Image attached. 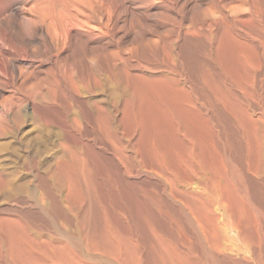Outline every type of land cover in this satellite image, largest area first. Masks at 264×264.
Masks as SVG:
<instances>
[{
    "label": "rangeland",
    "instance_id": "obj_1",
    "mask_svg": "<svg viewBox=\"0 0 264 264\" xmlns=\"http://www.w3.org/2000/svg\"><path fill=\"white\" fill-rule=\"evenodd\" d=\"M215 1H217L218 3L216 4ZM221 1L222 0H120L119 4H117V2H113V4H112V2H111L112 5H111V7L109 6L110 9L106 10V12L109 11L108 14H106V12H105L106 15L103 16L102 26H104L103 27L104 30L102 29V27H100L102 30H100L99 27H98L99 30L97 29V27H95L96 29L94 27H90L91 28L90 31H91L92 35H91V38H89L87 36H83V34H81V32H80L81 30L78 31L77 29L72 28L73 30L71 29L69 31V33L67 34V36H68L67 40H69V39L70 40L67 42V45L65 46L66 49L64 48L65 51H62L58 56L59 57L58 65L61 64L62 67L60 65L59 66L57 65L58 68L55 69V73H50L51 76H49L50 75L49 72H47L48 75L46 72L42 73L43 75H40L41 79L44 78L43 81L45 82L46 85L53 84V82L56 80L55 77L58 76L57 81H59V82L64 81L63 82L64 84L59 83L60 87L62 89L57 88V89H53L52 91L51 90L48 91V89H46L43 91V93L41 92V94H36L38 96H35L34 93L24 94V96L23 95H16V94H6L3 96H0V146H1L0 147V167H1L0 168V175L3 174V176L1 175L2 178L0 176V179H1V181H0V245H2V246H0V249H2V250H0V252H1L0 253V258H1L0 264H18V263L22 264V263H24V261L27 264H31V263H29L30 261L28 262L27 260L30 259V256L35 257V255L37 258L32 257L30 259L32 261V259L34 258L33 261L35 263L32 261L34 264H36V262H37V264H39V263L43 264L44 262H45L44 264H48L47 262H49L51 260L52 261L49 262V264H55V263L59 264L58 262H61V261L62 262L60 264H65L66 262H68L67 256H69L70 258L74 257V261L79 259L80 262L79 261L75 262L77 264H85V262H86V264H95L97 261H99V262H97L96 264H122V263L123 264H139V262H141V264H143L144 262L145 263L147 262L146 264H148V261H150L149 264H152L155 261L156 262L154 264H160V263L161 264H175V262H173L172 260H170L169 257H167L168 256L167 252L171 253V251L174 253L178 252L177 254H174V255H179V253L181 254V252H182L183 254H181L180 257H182V259H184V258L186 259V261H185V259L182 260L184 264H200V263L201 264H264V162H263V160H264V158H263V154H264V145H263L264 144V137H263L264 136V68L262 69V66L264 67V62H263L264 61V54H263L264 53V49H263V46H264V33L263 32L264 31H261V29L264 26V18H263V16H264L263 15L264 14V8H263L264 7L263 6L264 0H260L261 3L258 2V0L257 1H254V0H252V1L251 0H240V1L239 0L238 1L237 0H228V2H227V0L226 1L224 0L225 2H223V1L221 2ZM262 1H263V3H262ZM254 2H258L256 4H258L259 7L262 4L261 8H263L262 9L263 11L261 9L258 10V5L256 6ZM222 3H224V4L230 3V4L229 5H222ZM249 4H250V6H252V4H253V7H255V8H253V7L249 8ZM114 6H118V7L122 8V9L118 8L121 11L119 10V12H117V10L114 8ZM219 6H221V7H219ZM225 7H227V8H225ZM244 7H246L247 9L245 8V10L243 11ZM221 8H223L225 11ZM251 9H252V11H251ZM255 9H257V11L261 10L263 13L260 11V12H257L258 13L257 14L255 12L256 11ZM234 10L236 11L235 14L233 12ZM221 11H222V14H221ZM115 13H116V15H115ZM236 14H238V15H236ZM221 15H223L222 16V17H224L223 20L226 23H228L227 25H230V27H228V26L225 27L226 23L221 19L222 18ZM228 15H229V17H228ZM257 15H258V17H257ZM233 17H234V19H233ZM241 17L242 18L244 17L243 18L244 20L250 19L248 21L251 22L249 24H251L252 26L255 22L254 27H252L251 25L246 26V25H248V21H246L247 23L240 22L243 20V19H241ZM249 17H251L252 19ZM257 18H259L260 20H258ZM220 19L222 20L221 22H220ZM206 20H207V22H206ZM214 20H216V21H214ZM228 21H230V22H228ZM239 22H240V24H239ZM257 23L259 25H261V26H259L260 28H258ZM241 24H242V27L240 26ZM233 25H234V27H233ZM243 26H245V27H243ZM255 26H257V27H255ZM93 29L96 31H94ZM262 30H264V28ZM213 31L215 32V34L213 33ZM95 32H96V34H95ZM211 32L213 35H211ZM224 32H226V33L224 34ZM73 35H74V37H73ZM81 36H83V37H81ZM212 36H213V39L211 38ZM77 37H81L82 39L77 38ZM88 38H89V41L86 40ZM234 38L236 40L238 39V41L240 40L239 43L242 41V44L237 43L238 46L243 45L244 41L246 42V43L244 42V44H246V45H244L245 46L244 48H247L246 49L247 54L245 52V49L242 50L243 46H241V49H240V47H238L237 45H236L237 46L236 47L233 42H231L230 47L235 48L234 51H236L237 53L233 51L234 48H232V50H231L232 52L235 53V57L233 55L234 53L232 54V52L230 51V53H231L230 54L229 49L228 50L225 49V46H224L225 43L230 42V40L234 41L235 40ZM72 39H73V42L76 44V46L73 44ZM75 40L78 42V44ZM85 41L87 42V44ZM224 41H226V42L224 43ZM222 42L224 43V45H222L223 44ZM232 43L234 44V46L232 45ZM227 44L226 45L228 47L230 43H227ZM248 44H250V46H248ZM251 45H252V47H251ZM67 46L69 47L68 50H67ZM218 46H219V48H217ZM248 47H249V49H248ZM223 48H224V50H226L225 51L226 56L228 53L227 57L223 54L224 53ZM253 48L255 49L254 51H256V50L257 51L254 52ZM69 50L72 52H69ZM99 51H101V52H99ZM241 52L243 54H241ZM236 54H238L237 59H240L238 61H241L240 64H242V62L244 61L243 62V64H245L244 67L241 65H240V68L238 67L239 62L236 63L237 59L235 60ZM240 54L244 55V57H245L244 60H243V56H239ZM256 54H257V56H255ZM251 55H253L254 58L258 57L257 59H255V61H257L256 64L258 65V62H259V64L262 65L261 67H260V65H258V67H260L259 69H258L257 65H255L253 63L254 61L252 62L253 58L250 59L249 56H251ZM68 57H70V58H68ZM106 57H108V59ZM231 58H232V60H231ZM62 60L63 61L66 60V61L64 63H62ZM70 60H72V61H70ZM69 62L73 66L70 65ZM250 62H252L253 65L250 64ZM248 64H249V66H248ZM88 66H90V67H88ZM242 67L244 70L242 69ZM252 67L254 70H256L255 73L257 72V70L261 71V72H258V73H256V75H254L253 69L251 70ZM63 68H64V70H63ZM234 68L236 69V71ZM237 69H239V71ZM245 69L247 71L244 73ZM58 70L59 71L61 70L60 74H59ZM241 70H243V71L241 72ZM248 70H249L250 76H249ZM64 71L66 74L64 73ZM86 71L87 72L89 71V72L87 73ZM68 72L71 73V75H73V76L70 77L71 75H69ZM252 72H253V76H255V77H257L258 75L259 76L256 79H253L252 78L253 76H251ZM131 74H134V75L131 76ZM246 74H248V75H246ZM127 75H129V76H127ZM135 75H137V77L139 75V78H141L140 76H142V78L139 79V81H138V78ZM74 76H75V78H74ZM90 76H91V80H90ZM62 77L65 79L63 80ZM94 77L98 78V79L100 78L99 80L102 82V85H99L100 84V83H98L99 81L97 82L98 79L95 81ZM132 77H134V78L132 79ZM249 77H251V79H250L251 83L249 82L250 81ZM51 78L53 80H51ZM68 78H69V80H68ZM85 78L86 79L88 78L87 80L89 82ZM46 79H48V80H46ZM65 80H68V82H66ZM252 80H254L253 83H252ZM133 81H135L134 84H133ZM140 81L141 82L142 81L150 82L151 85L149 83L148 84L149 87L151 88V86L153 85V87H155V89L152 87V90H153V92L157 91V93H153V92H151L152 91L151 89L150 90L147 89L146 88L147 84L145 85V82H143V84L146 87H144V85H142V84H140L141 86L139 85L140 88L138 85H135L137 83L139 84ZM34 82L35 81H33V83ZM127 82H129V84ZM72 83H76L75 85L79 86V87H75V88H80L78 90L79 93H76L77 91L74 89L75 85L73 84L74 86H72ZM77 83H79L80 85ZM86 84H87V86L92 85L91 88L90 87L87 88ZM68 86H69V88H68ZM95 86L98 89H96ZM135 86L136 87L138 86L137 90H136ZM112 87H113V89H112ZM142 87H144V88H142ZM63 88L67 92L64 91ZM70 89L72 92L70 91ZM59 90H62L63 92L59 91ZM137 91L139 93L141 91H142V93L143 92L144 93L142 95V93L139 94ZM44 92H46V93H44ZM53 92L55 94H53ZM147 92H148V94H150V97L153 98L152 104H151L152 100L149 97V95L147 94ZM49 93H50V95H49ZM60 93L62 95H65V96L63 97ZM70 93H71V95H70ZM123 93H124V95H123ZM132 93L134 94V97H133ZM30 94H32V95H30ZM91 94H93V95H91ZM157 94L160 95V97ZM40 95H42V96H40ZM129 95H131V99L133 101H131V99L129 98L130 97ZM139 95H142V96L140 97ZM144 95H145V98H144ZM20 96H22L24 98V100ZM26 96H29V97L26 98ZM50 97L53 98V102H52V98H50ZM138 97H140L141 99H138ZM147 97L151 101L148 100ZM29 98H31V99L34 98L33 100H35V102L37 104L44 101L43 105H41V106H43V108L40 107L42 112L47 113L49 115L56 116L58 118H62L63 122L53 121L50 123V126H49V124H45V123L39 121L34 116L32 110H31L32 109L31 108L32 103L31 102L29 103V101L31 100V99L29 100ZM77 98H78V100H77ZM142 98H143V100L147 99L148 101L147 100H146L147 102L143 101ZM13 99L15 101H13ZM54 99H55V102H54ZM64 99H65V101H64ZM67 99L69 100L68 102L66 101ZM82 99H84V101ZM115 99H116V101L114 102ZM121 99H122V101H121ZM135 99L138 100V102ZM157 99H159V100H157ZM16 100L17 101L19 100V101L17 102ZM20 100H21V102H20ZM79 101L80 102L82 101L83 103L82 102L80 103ZM94 101H95V103H94ZM124 101H126V102H124ZM128 101H130V105H128L129 104V103H127ZM135 101H136V103H135ZM16 102L19 103L18 106H17ZM50 102H51V104H53L52 106L54 109H52V108L50 109V107H52ZM84 102H87L86 103L87 106L85 105ZM96 102H99V103L97 104ZM100 102H101V105H99ZM118 102H120L121 104ZM141 102H143L147 106L151 105L153 107V109H154V107H155V109L157 108L156 113L158 115L156 113H154V110L151 108V106L146 107V105H142L143 103H141ZM154 102L156 104H157V102H158V104L161 102L162 103L159 105L158 104L156 105ZM116 103H118V104H116ZM229 103H231L230 104L231 107L229 106ZM24 104L26 105L25 107H24ZM66 104H67V106H65ZM83 104L85 107L83 106ZM96 104L99 107H97ZM119 104H120V106H119ZM138 104L140 106H142V108L144 106V109L146 108L145 110L146 111L148 110L150 114L149 113L144 114L143 113L144 110H141L140 106L138 108V109H140V111L137 110V112H136L135 108H137V107H132V106H137ZM154 104H155V106H154ZM78 105H80V107ZM81 105L83 106L84 109L82 108ZM102 105H103V107H101ZM116 105H118V107ZM126 105H128V106H126ZM5 106H6V108H5ZM48 106H49V108H48ZM68 106H69V108H68ZM129 106H130V108L127 109V107H129ZM234 106H235V108H234ZM15 107H16V109H15ZM27 107H29V108H27ZM106 107L108 109H106ZM121 107H123V108H121ZM131 107L133 108L132 111L134 110V112L129 111L131 109ZM22 108L24 110H22ZM57 108L59 110H57ZM124 108L126 109L125 114H127V115L123 114L125 112ZM149 108L152 110H150ZM165 108H166V110H165ZM97 109L99 111H97ZM119 109L121 110V112L119 111ZM158 109H160L161 111L159 112ZM84 110H86V111H84ZM240 110H241V112H240ZM104 111H105V113H104ZM107 111H108V113H106ZM141 111H142V116L144 115V117L142 118V119H144L143 120L144 123H145V121H148V120H145L148 118L146 115H148L151 119V114H152V118L155 116L156 119H154V118L152 120L149 119L150 121L146 122L147 124H143L142 122H140V121H142V120H140V118H141L140 114L141 113H139ZM146 111H145V113H146ZM7 112H8V114H7ZM63 112H65V113H63ZM80 112H82V113H80ZM88 112H89V114H88ZM93 112L95 114H93ZM98 112L100 114L103 113V115L98 114ZM116 112H117V114H116ZM84 113L89 115L88 120H87V115ZM131 113H132L131 117L134 115L133 116L134 118H132V121H130L131 117L129 115ZM136 113H137V116H140V117H138V120H136L137 117H135ZM159 113L161 116L159 115ZM65 114L68 116H66ZM82 114H84V115H82ZM96 114L100 115V118H101L100 120L104 121V119L106 120V118H107V121L109 122V124H111V126L107 127L108 122L107 121H104V122L100 121L98 118L99 116L97 117ZM85 115H86V118H84ZM104 115H106V116H104ZM124 115H125V117H124ZM101 116H103L104 119ZM73 117H75V119ZM123 117L126 119L128 117V119H127L128 121H126ZM78 118H79L78 121L80 122L79 124H77L78 122L76 121ZM97 118H98V122H97ZM109 118H111L110 121H112V120L113 121L110 122ZM119 118H120V121H119ZM248 118L250 119L251 122L249 121ZM122 119H124V120H122ZM133 119H135V121ZM240 119H242V121ZM68 120H69V122H68ZM117 120H118V122H117ZM87 121H89L90 123ZM123 121L124 122L126 121V122L124 123ZM154 121L156 122V124L154 123ZM100 122L101 123L103 122L102 124H104L105 122L106 123H105V125H103V127H101L102 124L100 126ZM119 122H121L123 125ZM131 122L136 123V125L133 124L135 127L132 126ZM66 123H68V124H66ZM117 123L119 126L117 125ZM139 123L140 124L142 123V124L140 125ZM244 123H246V124H244ZM254 123H256V124H254ZM3 124L8 125V127L5 125L3 126ZM65 124H66V126H65ZM129 124H131V125H129ZM137 124L139 125L140 128L138 127ZM148 124H150L152 126H150V128H149ZM153 124H155V125H153ZM159 124H160V126H159ZM13 125H14V127H13ZM146 125H147V127L145 128L144 126H146ZM161 125H163V126H161ZM2 126L5 129H3ZM45 126H46V128H45ZM125 126H126V128H125ZM130 126L135 128V131L134 130L132 131L133 133L131 132ZM142 126H143V128H141ZM99 127H101V129ZM104 127H105V129L110 130V131H107V130L105 131ZM122 127L124 128L125 131L122 129ZM160 127H161V129L158 130V128H160ZM255 128L258 129L257 133L254 132L255 130L257 131V129H255ZM2 129L5 131H7V130L8 131L5 132ZM137 129H139V130H137ZM185 129L186 130L189 129V130L185 131ZM127 130H128V132L130 131L129 135H131V133H132V135L134 137H132V135L129 137ZM144 130L145 131L147 130V131L144 133ZM155 130L156 131L158 130V132H156L157 135L154 134ZM178 130H180V131L178 132ZM9 131H10V133H9ZM68 131L71 133L69 134ZM148 131H149V133H147ZM139 132H141V133H139ZM187 132L189 134L193 133L192 135L195 134L194 136L196 138L191 136V135L189 137ZM72 133L73 134L75 133V134L73 135ZM255 133L257 136L255 135ZM259 133L263 138L260 136L261 140H260V138H257V139H259V141H261V142H258L256 140V137H259V135H258ZM23 134H25V135H23ZM181 134H182V136H181ZM71 135L75 136L76 139L71 137ZM123 135H125V136L123 137ZM135 135H136V137H135ZM148 135L149 136L151 135V136L149 137ZM179 135H180V137H179ZM82 136H83V138H82ZM154 136L155 137L157 136L156 138L158 139V141ZM183 136L184 137L186 136L185 138L192 141V145L196 144L194 147L195 151H197V150L199 151L201 149L199 151L200 154L197 151L198 155L196 154L197 152L195 153V151H193L194 155H193V157H191V161H189L190 157H189V154H187L188 152L186 151V147H183V146L179 147V145L183 144V142H184ZM200 136H201L202 140L200 139V141L198 143L197 140ZM170 137L172 140L170 139ZM176 137H178L179 139ZM182 137H183V142H182V140L180 141V139ZM27 138H28V140H26ZM63 138H64V140H63ZM115 138H116V140H115ZM127 138H129V139H127ZM144 138L147 139L145 144L148 142V145L146 144L148 147H149V145H150V147L151 146H153V148L155 147L154 149H152V147H151V150H153V151L157 150V154H155L156 153V151H155V153L152 152L153 155H150L151 157L154 156L153 158L150 157V159H148L149 158L148 154H150L148 152H150L151 150H149V148H150L149 147V148H147L148 151H146L147 146L145 147V144L143 142L145 140ZM150 138L152 139V141ZM32 139H33V141H32ZM81 139H82V141H81ZM149 139H150V141H149ZM79 140H80V143L78 142ZM109 140H111V142H109ZM112 140H114V141H112ZM139 140H142V142L141 143L138 142ZM154 140H155L156 144H158L157 146H156V144L155 145L153 144ZM194 140H195V142L196 141L197 142L195 143ZM27 141H29L31 143L26 144ZM61 141L64 143V145L66 144L67 148L62 145L63 143H61ZM201 141H203V142L205 141L204 143H206V141H207V144H204L202 142L204 144L203 145L201 143ZM256 141H257L259 147L255 143ZM170 142H172L174 144L176 142L179 145H174V144H171ZM250 142H252V144H250ZM262 142H263V144H262ZM86 143L88 145L90 144L89 148L87 147ZM100 143H102V144H100ZM114 143L116 146H117L116 143H118L119 147L114 146L113 145ZM138 143L141 144L139 146H142V147H143L142 144H144L145 148L143 149V148L136 147V146H138L137 145ZM197 143L199 145L201 144L202 146H205V148L202 147L204 151L202 150V148H200V146ZM259 143L261 144V146ZM103 144L105 145L104 147H103ZM110 144L112 145L113 149H111ZM134 144H135V146H134ZM184 144L186 145V143H184ZM23 145H24V147H23ZM166 145H168V147ZM171 145H172V147H171ZM173 145L176 146L175 150H173L174 149ZM255 145L258 147L260 152L257 151L258 149ZM61 146H63V148L65 147V149L63 151H62V148L58 149V147H61ZM75 146L77 148H75ZM108 146L110 148H108ZM161 146L164 147V149ZM165 146H166V148H165ZM169 146H170V149L172 148V150L169 149ZM30 147H32L31 149L33 151H35V152L38 151L43 158L42 165H41L42 166L41 167V173L44 177L47 178V181H46V179L42 180L43 183H39V180H37V178L34 176V174L29 173L28 170H26L24 167H22L23 162L27 159V156L30 154H33ZM36 147H38L39 150ZM181 147H183L184 149ZM120 148L123 150H121ZM67 149H71V150H67ZM74 149L76 151L78 150V152H74V151L72 152V150H74ZM90 149L91 150L93 149V150L91 151ZM108 149L110 151H108ZM116 149H118V151ZM140 149H143V152H141L142 150L139 151ZM181 149H183L184 151L183 150L181 151ZM252 149H253V151H252ZM54 150H55V152H54ZM59 150H61L60 153L58 152ZM160 150L162 152H160ZM163 150H165V153ZM178 150H180L181 155L178 154L179 156L177 155V157H175V155L179 152ZM23 151H24L25 155H24ZM26 151H28V153ZM90 151H91V153H90ZM116 151L118 152L119 157L117 156L118 154L116 155ZM120 151H122V153ZM123 151H124V153H123ZM167 151H169V153H166ZM119 152L125 156H123V155L121 156V154ZM204 152L206 153L205 155H203ZM262 152H263V154H261ZM72 153H75V155H77V156L81 155L82 164L85 161L87 166H88L87 167L86 165H84L83 168L86 166L85 168H88V170L83 169L82 170L83 173H80V168H82L81 167L82 165H80L81 163L79 162V160H81V159L78 160L79 157L73 156L74 154H72ZM141 153L142 154L146 153L143 156L147 155L146 156L147 158L146 157L144 158ZM163 153H164V156H163ZM172 153H173V155H172ZM182 153L186 157L185 156L183 157ZM62 154L63 155L65 154L64 155V156H66L65 159L64 158L61 159ZM158 154L162 155V156L159 155L161 157V159L158 156ZM259 154L261 157L258 158ZM22 155H23V157H22ZM45 155H47V156H45ZM92 156H95V157L93 158ZM132 156H133V158H132ZM137 156L139 157L140 160L138 159ZM156 156H158L159 159L156 158ZM180 156H182L183 159ZM199 156H200V158H199ZM203 156H204V158H203ZM75 157L77 159V164H76ZM120 157L125 159V160H123V159H122L123 161L120 160ZM166 157H171L170 161L168 159H166ZM172 157H173V159H172ZM6 158H8V159H6ZM131 158L134 160H132ZM179 158L181 159V163H180ZM184 158H189V159H184ZM193 158H195V159L193 160ZM18 159H20V160H18ZM59 159H60V162L57 164L60 165L61 161L64 160V162H62V164L65 165L64 166L65 171L62 170L63 168H58V170L59 169L62 170V171L59 170L62 173V175L60 174L59 171H58V173L56 172L57 167L59 166L56 164V162H58ZM94 159L95 160L97 159L96 160L97 162L100 161V162H98L99 166L96 164L97 162H95ZM175 159H176V161H178V159H179V161L176 162ZM151 160H155L156 162L158 161V164H157L158 168L162 167L161 160H163V162H165L167 164L163 163L165 165H163L162 169L159 170L157 168V165L155 164V162L151 161ZM182 160H185V162ZM186 160H188V161H186ZM195 160H196V162H195ZM47 161L49 164L47 163ZM54 161H56V162H54ZM66 161H68V162L66 163ZM138 161L141 164H139ZM204 161H206V162H204ZM208 161L210 163H208ZM222 161H224V162H222ZM53 162H54V164H53ZM69 162H71V163L73 162L72 164H75V166L77 165L78 168H76L74 165L72 166V164ZM91 162H93V163H91ZM189 162H190V164H191V162L194 164L196 163L195 165L193 164L194 165L193 169H192V167H190L191 165H189ZM197 162H199L201 164H199ZM219 162H221V164ZM5 163H6V165H5ZM8 163H9V166H11V167L8 166ZM17 163H18V165L20 164L19 165L20 167L18 165L17 166L15 165ZM153 163H154V167H156V168H154V167L151 168V166H153ZM171 163H172V165H171ZM176 163L178 164V166L177 165L175 166ZM179 163H180V167H182L183 169H181L179 167ZM204 163H205V165H204ZM211 163H212V165L210 166ZM45 164H47L46 165L47 167L45 166ZM62 164L59 167H62ZM185 164L188 167H186ZM222 164H223V166H222ZM43 165L46 167L45 169H43L44 168ZM96 165L98 166V169H96ZM159 165H161V167H159ZM166 165H168L167 167H170L167 170V171H169L168 174H166L167 171L165 169L163 172V168H165L164 166H166ZM199 165H201L200 167L203 168V171H201L202 168H199ZM66 166L68 168H71V170L73 172H70L71 170L66 169ZM79 166H80V168H79ZM212 166H214V167H212ZM261 166H262V168H261ZM50 167L52 169H50ZM54 167L56 169H54ZM99 167H100L101 171L99 170ZM127 167H128V169H127ZM172 167H173V170H172ZM223 167L224 168L226 167L227 170H226V168L224 169ZM124 168H125V170H124ZM153 168L155 171L158 169L157 171L159 173L162 172L163 174L162 175L157 174V172H155L154 170L152 172ZM195 168L197 169V171L195 170ZM217 168H219L218 169L219 172L216 171ZM222 168H223V170H222ZM20 169H22V170H20ZM49 169L51 171L52 170L53 171L51 172ZM74 169H75V171H74ZM186 169H187V171H186ZM188 169H191V171H193V172L189 171ZM204 169H205V172H204ZM44 170H46V171H44ZM97 170H99V171H97ZM184 170L186 172H188L189 174L190 173L192 174V175L190 174V177L188 176L189 179H187V180H186V178H187L186 174L187 173L185 174ZM214 170L218 173L216 174V172ZM4 171L7 173H4ZM48 171H50V172H48ZM85 171H86V173H84ZM173 171L175 174L173 173ZM226 171H228V172H226ZM53 172H55L56 174ZM64 172L65 173L67 172L66 175ZM180 172L182 173L183 178L179 177ZM17 174H19V176ZM67 174L74 181L77 180L76 181L77 183L75 182V184H74L76 186V188H75V186H72L76 190H74V189L71 190L70 188H72V187L67 186V185H70L71 183L74 182V181L71 182V179L68 178L69 176L67 177ZM72 174H74V175H72ZM82 174H83V177H82ZM177 174H178V176H177ZM206 174H207V176H206ZM16 175H17V177H16ZM53 175H55V176H53ZM57 175H59V176H57ZM84 175H86L88 178ZM171 176H172V178H171ZM191 176H192V178H191ZM13 177H15V179ZM49 177H51V179ZM84 177H85V179H84ZM173 177L176 179H173ZM3 178H4V180H3ZM8 178H10L9 180H11L13 178L11 180L12 183L9 182V180H7ZM31 178H32V181H31ZM230 178H232L233 180H231ZM54 179H55V182H54ZM69 179H70V184H69ZM80 179H81V181H80ZM184 179L186 181H184ZM2 180L6 181L7 184H6V182H3ZM168 180L169 181L171 180L172 183H174V181L178 182V183H175L176 185L174 184L175 185L174 186ZM216 180H217V182H216ZM231 181H233V182L231 183ZM1 182H2V184H1ZM14 182H15V184H13ZM48 182H49V184H47ZM181 182H182V184H181ZM30 183H31V185H30ZM45 183H46V185H45ZM60 183H62V184H60ZM41 184L43 185L42 187H41ZM226 185L228 187H226ZM177 186L178 187L180 186L179 188H180L181 192L178 191L179 188ZM40 187H41V189H40ZM68 187L70 190L69 192H74V191L75 192L69 193L67 191ZM31 188H33V189H31ZM46 188H48L47 189L48 192L47 191L45 192ZM173 188L174 189L176 188L175 191H177V192H175ZM182 188L185 190H183ZM4 189H5V191H4ZM56 190H57V192H56ZM14 191H15V193H14ZM49 192H51V194L53 193L52 194L53 196L51 194L49 196V194H47ZM116 192H117V195H116ZM191 192H192V194H191ZM17 193H20V194H17ZM58 193H59V195H58ZM65 193L66 194L69 193L70 195L67 194L65 197L64 196ZM68 195H69V197L67 199ZM74 195H76V199L74 198V202H73L72 198ZM218 195H220V196H218ZM51 196L56 200H58L60 198L58 200V202H59L58 206H61L62 211L61 210H54L56 207L53 205V202L51 201ZM63 196H64V198H63ZM24 197H25L26 201L24 200ZM42 197L45 198V199L43 198V200H45V201L42 200ZM242 197L244 198V200ZM11 198H13V199L11 200ZM211 198L213 199V201ZM46 199L48 201L49 200L50 201L48 202ZM69 199H71L72 202H70ZM222 199H224V200H222ZM226 199H228V200L226 201ZM76 200H77V202L75 203ZM172 200H174V201H172ZM178 200H179V202H177ZM65 201H67L69 204L66 202L68 204L67 205L65 203ZM83 201H84V204L82 205L81 203H83ZM87 202L90 203L89 205L91 207H89L87 205L88 204ZM77 203L81 207L78 206ZM215 203L217 206L220 205L219 207H221V208L217 207L215 205ZM71 204H72V206H71ZM76 204H77V207L75 206ZM158 204H160V206L162 208L159 207ZM226 204L228 206H226ZM141 205H143V206H141ZM69 207L71 210L69 209ZM78 207H79V209H78ZM186 207H188V208H186ZM48 210H50V211H48ZM86 210H87V212H86ZM165 212H167V213H165ZM192 212H193V214H192ZM210 212H212V214ZM49 213H51V214H49ZM87 213H91L90 215L88 214L89 215L88 217H89V219H91V221H89L87 219L88 218L87 216L84 217V215ZM209 213H210V215H209ZM214 213L216 214L215 217L213 216V215H215ZM51 215H53V216H51ZM191 215H192V217H190ZM57 216L59 217L57 220L53 219V218H57ZM91 216H93L94 218H92ZM63 217H65V218H63ZM83 217H84V219H83ZM211 217H212V219H211ZM229 217H231V219ZM6 219H8L9 222ZM30 219L33 220V222ZM85 219H87V220H85ZM118 219H119L120 224L118 222ZM196 220H198V221H196ZM15 221H17L19 223L17 224ZM65 221H67V223ZM87 221H89L91 223V226L93 227L92 231L94 232V234L92 231H88V232H91V236H93L92 238L89 235L90 233L88 234L87 232H85V231H87L86 226H83L84 223H85L84 225H86ZM55 222H57V223H55ZM92 222H95V223L93 224ZM97 222H99L100 225ZM159 222H161V223H159ZM217 222H219L220 225ZM228 222H229V224H228ZM32 224H34V225H32ZM42 224H43V226H41ZM200 224L202 227L200 226ZM211 224H213V225H211ZM226 224L228 225V227L226 226ZM45 225L47 228L45 227ZM232 225H235V226L232 227ZM22 226H23V228L25 227V229L28 227L26 230L27 233H25V231H24L25 229L21 228ZM70 226H72V228ZM104 226H106V227H104ZM224 226H225V228H224ZM16 227L19 231L17 229H13ZM37 227H38V229H37ZM39 227H40L41 231H40ZM114 227H115V229H114ZM125 227L126 228L128 227L129 229L128 228L124 229ZM199 227H201V228H199ZM218 227H223V228H221V230H220V228H218ZM226 227H227V229H226ZM70 228L73 229V231ZM101 228H102V231H104L103 233L104 234L106 233L109 236L105 235V237H104V235L101 234V232H102L100 230ZM103 228H105V229H103ZM106 228H107V230H106ZM233 228H235V229H233ZM239 229H240V232H239ZM43 230H45V231H43ZM74 230H76V231H74ZM126 230L129 233L130 232L131 233L128 234V232ZM203 230L204 231L206 230V232H203ZM69 231H71V232H69ZM106 231H108V232H106ZM109 231L111 232V234ZM115 231H117V232L115 233ZM136 231L138 232V235H137ZM9 232L10 233L13 232L15 234L12 233V235H11ZM16 233H18L19 235ZM86 233L90 237L87 236ZM114 233L116 234V236H114L115 235ZM118 233L120 234L119 235L120 237L118 236ZM216 233H217V235H216ZM236 233H238V234H236ZM28 234H29V236H28ZM112 234H114L113 237H111ZM15 235L18 236V238L15 237L16 238L15 243H17V241L19 240L18 243L20 246L18 245V243L16 245H14L15 243H14L13 239H14ZM134 235H135V237H134ZM219 235H221L220 236L221 239H219L220 238V237H218ZM10 236H11V238H9ZM26 236L28 239L30 236L33 239L35 238L36 240L35 239L34 240H35V242L37 241V243L45 242V240H47L48 242H51V243H49V244L45 243V245H44V243H40L41 245L35 244V247H34V245H33L34 240L29 239L32 242L30 243V241L28 240L29 241V243H28V241L25 239ZM132 236L134 238H132ZM138 236H139V238H138ZM23 237L26 240V242L24 241V239L22 240ZM69 237H71V238H69ZM102 237H104V240H103L104 242L106 240L105 244L110 240L111 245L106 244L107 245V247H106V245L103 244L104 242L102 241ZM110 237L113 239L111 240ZM19 238H21V239H19ZM90 238L93 241H91ZM126 238H128V239H126ZM204 238H207L208 241H206ZM9 239H11V240H9ZM96 239H97V241H96ZM123 239H126V240L124 241ZM130 239H131V241H130ZM133 239H135V240H133ZM38 240L40 242H38ZM99 240L102 241V243H100ZM127 240H128V243L125 244V242H127ZM137 240H138V242H137ZM220 240H222V241L220 242ZM10 241L11 242L13 241V242L11 243ZM20 241L23 243L24 242L27 243L26 244V246H28L27 251L28 252L31 251V252H29V253H31V255L29 254L30 256L27 255L28 252H26L25 243L23 246V248L24 247L25 248L23 250H21L22 243H20ZM66 241H67V243H66ZM111 241H113V242L111 243ZM115 241H117V244L115 243ZM94 242H97L101 246V248H99L100 246L96 243L93 245L92 243H94ZM118 242H120V244L121 243L122 244L120 245V244H118ZM130 242H133L135 244L131 245ZM9 243H11L13 245V247L9 248V246H10ZM86 243L89 244L88 246L91 247V249L87 248L88 246L86 245ZM90 243L92 244V246H90L91 245ZM160 243H162V244H160ZM28 244L30 246L31 245L32 246L30 247ZM46 244L49 246H47ZM65 244H66L67 248L64 246V248H62V249L64 250L66 248L65 250H67V251L64 250L65 251L64 252L62 249H60V252H58V255H57L56 252H57V250L59 251V246L61 248ZM69 244H71V245H69ZM108 244H109V242H108ZM57 245H59V246H57ZM68 245L70 247L69 249H68ZM211 245L214 246V248H212ZM219 245H221V247ZM17 246L20 247L19 250L23 251L22 254L27 253V254H25V256H28L29 259H28V257H26L27 259L25 258L22 260L20 257V259H21L20 260L21 262H20L18 259L19 255L17 254L18 258L16 257L17 260H14V259H16L15 253L21 254V251H17L18 250V248H16ZM37 246H39L38 247V248H40L39 250H37ZM40 246H42L44 248L46 246L48 248L51 246L50 250L46 247L50 251L49 252L46 249V251L48 253V254L46 253L47 256L44 255L46 252L45 249L44 248L42 249V247H40ZM108 246L109 247L112 246V248H114V249H116L117 247H120V248L118 250H115L116 251L115 252L112 248H108ZM121 246H123V247H121ZM29 247H30V249L33 248L35 250H33V249L30 250ZM53 247H55L57 249L52 250ZM92 247H95L96 249L95 248L93 249ZM207 248H209V250ZM211 248H212V250L215 249L217 252L214 251L215 252L214 253L211 250ZM9 249H12V250L8 251ZM70 249L72 250V253H69V251L71 252ZM88 249L91 251H89ZM42 250H43V253L41 254ZM75 250H76V252L80 251L81 255L79 253L74 255L73 251H74V253H76ZM108 250H110V251L112 250L113 252L112 251L110 252ZM136 250H137V252H135ZM218 250H219V252H218ZM12 251H14V252H12ZM32 251L36 252V253L34 254ZM52 251H54V252H52ZM122 251L123 252L128 251V252L123 253ZM163 251H165V253H163ZM221 252H224V253H221ZM10 253L11 254L14 253V255H15L12 259H11V257L13 255H10ZM32 253H33V255H32ZM50 253L54 254V259L58 262H55V260H53V258L52 259L50 258V257H53V255L51 256ZM68 253L71 254V256L68 255ZM95 253L98 255H94ZM108 253H109V255H108ZM186 253H187V255H186ZM192 253L195 256L192 255L193 256L192 257L191 256ZM49 254H50V256H49ZM61 254H65L63 256H66V258L65 257L57 258V256L59 257V255H61ZM119 254H121V255H119ZM132 254H133L134 258H133V256H131ZM226 254H228L229 256ZM38 255L43 257V260L45 259L47 262L45 260H44V262H43V260H41L42 262L39 261L41 257H38ZM42 255H44V256H42ZM114 255H115V257H114ZM135 255H137V257ZM196 255H197V257H196ZM20 256H23L22 258L25 257L24 255H20ZM120 256H123V257H120ZM129 256H131V257H129ZM142 256L144 259L142 258ZM160 256L165 257V259L167 258L168 261H167V259L165 261V259H163L162 257H161L162 260H159ZM146 257H148L150 259H146ZM62 258L65 261V263L63 262ZM92 258H94V259H92ZM129 258L132 260L134 259V260L131 261ZM135 258H136V260H135ZM137 258L138 259L141 258L143 260H141V259L138 260ZM124 259L127 262L129 260L131 262L127 263ZM223 259H225V260H223ZM146 260H148V261H146ZM16 261H17V263H16ZM74 261H73V259L72 260L70 259V262L73 263ZM83 261H84V263H82ZM134 261H137V262L134 263ZM159 261H161V262L159 263ZM189 261H190V263H189ZM197 261H199V262H197ZM124 262H126V263H124ZM75 263H73V264H75Z\"/></svg>",
    "mask_w": 264,
    "mask_h": 264
},
{
    "label": "bare ground",
    "instance_id": "obj_2",
    "mask_svg": "<svg viewBox=\"0 0 264 264\" xmlns=\"http://www.w3.org/2000/svg\"><path fill=\"white\" fill-rule=\"evenodd\" d=\"M223 2H225L224 0H222ZM221 1V2H222ZM238 1V0H237ZM240 1V0H239ZM252 1V0H251ZM254 1H257V0H254ZM111 2H112V4H113V2H117V4H119L120 3V0H0V96H3V95H6V94H16V95H23L24 96V94H29V93H34L35 94V96H38V95H36V94H41V92L43 93V91L44 90H46V89H48V91L49 90H53V89H57V88H59V89H62L61 87H60V84L59 83H63L62 81L61 82H59V81H57V77L58 76H56L55 78H56V80L53 82V84H48V85H46L45 84V82L43 81V79H41L40 78V75H43L42 73H47V72H49V74L50 73H55V69L56 68H58L57 67V65H58V61H59V54L62 52V51H65L64 50V48H65V46L67 45V42L70 40L69 38V40H67V34L69 33V31L72 29V28H74V29H77L78 31H80L81 32V34H83V36H87V37H89V38H91V35H92V33H91V31H90V27H97V29H98V27L100 28V27H102V29H103V27L104 26H102V24H103V16L104 15H106V14H108V12H106V10L108 9H110V7H111ZM216 2V4L218 3L217 1H215ZM220 2V1H219ZM227 2H228V0H227ZM234 2V1H233ZM258 2H260L261 3V1L260 0H258ZM258 2H254L255 3V5L257 6L258 4H256V3H258ZM123 3V2H122ZM196 3V2H195ZM251 3V2H250ZM262 3H263V1H262ZM115 4V3H114ZM230 3H228V4H224V3H222V5H229ZM233 4V3H232ZM247 4V3H246ZM264 4V3H263ZM240 5V4H239ZM245 5V4H244ZM248 5V4H247ZM262 5V4H261ZM261 5H260V7H259V5H258V10L259 9H263L264 7V5L262 6L263 8H261ZM110 6V7H109ZM219 7H221V6H219ZM224 7V6H223ZM248 7V6H247ZM250 7H253V4H252V6H250V4H249V8ZM114 8L117 10V12H119V10L120 9H122V8H120V7H118V6H114ZM118 8H120V9H118ZM217 8V7H216ZM225 8H227V7H225ZM245 8L246 7H244V9H243V11L245 10ZM248 8V9H249ZM253 8H255V7H253ZM204 9V8H203ZM221 9H223V8H221ZM239 9V8H238ZM237 9V10H238ZM247 9V8H246ZM224 10V9H223ZM236 10V9H235ZM233 11L234 12V14H235V12L236 11ZM256 10V11H255ZM254 11L257 13V12H260V11H257V9H255ZM111 11V10H110ZM115 11V10H114ZM121 11V10H120ZM214 11V10H213ZM225 11V10H224ZM251 11H252V9H251ZM263 11V10H262ZM261 11V12H262ZM105 12H106V14H105ZM242 13V12H241ZM245 13V12H244ZM249 13V12H248ZM263 13V12H262ZM221 14H222V11H221ZM225 14V13H224ZM223 14V15H224ZM233 14V13H232ZM250 14V13H249ZM252 14V13H251ZM255 14V13H254ZM258 14V13H257ZM261 14V13H260ZM115 15H116V13H115ZM223 15H221V17L223 16ZM231 15V14H230ZM236 15H238V14H236ZM264 15V14H263ZM262 15V16H263ZM225 16V15H224ZM233 16V15H232ZM251 16V15H250ZM256 16V15H255ZM261 16V17H262ZM106 17V16H105ZM226 17V16H225ZM228 17H229V15H228ZM235 17V16H234ZM234 17H233V19H234ZM238 17V16H237ZM236 17V18H237ZM246 17V16H245ZM248 17V16H247ZM252 17V16H251ZM251 17H249V18H251ZM257 17H258V15H257ZM120 18V17H119ZM244 18V17H243ZM242 17H241V19H243ZM263 18H264V16H263ZM222 20L224 19V17H222L221 18ZM220 19V22L222 21ZM232 19V20H233ZM239 19V18H238ZM252 19V18H251ZM256 19V18H255ZM258 20H260L259 18H257ZM116 20V19H115ZM121 20V19H120ZM229 20V19H228ZM231 20V21H232ZM248 20H250V19H248ZM248 20H242V21H240V22H245V23H247L246 21H248ZM118 21V20H117ZM214 21H216V20H214ZM224 21V20H223ZM227 21V20H226ZM206 22H207V20H206ZM225 22V21H224ZM223 22V23H224ZM228 22H230V21H228ZM233 22V21H232ZM235 22V21H234ZM237 22V21H236ZM240 22H239V24H240ZM254 22V21H253ZM258 22V21H257ZM119 23V22H118ZM211 23V22H210ZM226 23V22H225ZM224 23V24H225ZM249 23H251L250 21H248V25H246V26H249V25H251V24H249ZM207 24V23H206ZM213 24V23H212ZM228 23H226V25H225V27L226 26H228V27H230V25H227ZM230 24V23H229ZM232 24V23H231ZM253 24V23H252ZM254 24H255V22H254ZM254 24H253V26L252 27H254ZM258 24V23H257ZM261 24V23H260ZM109 25V24H108ZM209 25V24H208ZM223 25V24H222ZM118 26V25H117ZM210 26V25H209ZM214 26V25H213ZM239 26V25H238ZM241 27H242V24L240 25ZM250 26V27H251ZM258 26V28H260L259 26H261V25H257ZM257 26H255V27H257ZM199 27V26H198ZM217 27V26H216ZM233 27H234V25H233ZM243 27H245V26H243ZM262 28V27H261ZM263 28H264V26H263ZM262 28V29H263ZM96 29V28H95ZM101 28H100V30H102ZM261 29V31H264V30H262ZM73 30V29H72ZM94 30V29H93ZM99 30V29H98ZM104 30V29H103ZM226 30V29H225ZM94 31H96V30H94ZM213 33L215 34V32L213 31ZM226 32H224V34H225ZM264 33V32H263ZM73 34V33H72ZM95 34H96V32H95ZM76 35V34H75ZM211 35H213L212 34V32H211ZM78 36V35H77ZM83 36H81V37H83ZM96 36V35H95ZM215 36V35H214ZM223 36V35H222ZM73 37H74V35H73ZM81 37H77V38H81ZM89 38L88 39H86V40H88L89 41ZM212 39H213V36L211 37ZM231 38V37H230ZM76 39V38H75ZM82 39V38H81ZM84 39V38H83ZM235 39V38H234ZM78 40V39H77ZM76 41V40H75ZM235 41V42H234ZM230 40V42H227V43H230L229 44V48L227 47V43H225L226 41H224V43H225V45H224V43L222 44V45H224L225 46V49L226 50H228L229 49V53H230V51L232 50V48H234V47H230V45H231V42H233L234 44H235V46L237 45L238 46V44L237 43H239V41H238V39L236 40ZM238 41V42H237ZM72 42H73V39H72ZM77 42V41H76ZM83 42V41H82ZM86 42V41H85ZM245 42V41H244ZM244 42H243V45H241V46H243V48H242V50L243 49H245V52H246V54H247V48H244L245 46L244 45H246V44H244ZM232 43V45L234 46V44ZM241 44H242V41L240 42ZM239 43V44H240ZM246 43V42H245ZM263 43V42H262ZM73 44L76 46V44L73 42ZM77 44H78V42H77ZM86 44H87V42H86ZM227 44V45H226ZM220 45V44H219ZM88 46V45H87ZM91 46V45H90ZM236 46V47H237ZM241 46L239 45L238 47H240V49H241ZM248 46H250V44H248ZM262 46V45H261ZM227 47V48H226ZM251 47H252V45H251ZM68 46H67V50H68ZM74 48V47H73ZM90 48V47H89ZM93 48V47H92ZM217 48H219V46L217 47ZM66 49V48H65ZM88 49V48H87ZM222 49V48H221ZM238 49V48H237ZM248 49H249V47H248ZM263 49H264V46H263ZM90 50V49H89ZM223 50H224V48H223ZM226 50H224V55H225V51ZM235 50V48L233 49V51ZM239 50V49H238ZM252 50V49H251ZM255 49L253 48V51H254ZM88 51V50H87ZM257 51V50H256ZM256 51H254V52H256ZM69 52H72V51H70L69 50ZM99 52H101V51H99ZM228 52V51H227ZM232 52V51H231ZM234 52H236V51H234ZM234 52H232V54L234 53ZM240 52V51H239ZM65 53V52H64ZM68 53V52H67ZM76 53V52H75ZM237 53V52H236ZM87 54V53H86ZM231 54V53H230ZM229 54V55H230ZM239 54V53H238ZM238 54H236V58H235V60L237 59V55ZM241 54H243L242 52H241ZM239 55V56H243V60H244V55ZM245 54V55H246ZM259 54V53H258ZM264 54V53H263ZM234 55V57H235V53L233 54ZM250 55V54H249ZM85 56V55H84ZM104 56V55H103ZM226 56V55H225ZM227 56H228V53H227ZM226 56V57H227ZM255 56H257V54L255 55ZM248 57V56H247ZM250 57V59H252V62L255 64V65H257L256 64V62L257 61H255V59H257L256 57L254 58L253 57V55H251V56H249ZM62 58V57H61ZM60 58V59H61ZM65 58V57H64ZM68 58H70V57H68ZM77 58V57H76ZM98 58V57H97ZM107 59H108V57H106ZM240 58V57H239ZM63 59V58H62ZM66 59V58H65ZM72 59V58H71ZM106 59V60H107ZM242 59V58H241ZM249 59V60H250ZM99 60V59H98ZM120 60V59H119ZM231 60H232V58H231ZM234 60V59H233ZM238 60H240V59H237V62L236 63H238L239 62V68H240V65L241 66H243L244 67V65L245 64H243V62H242V64H240V62L241 61H238ZM66 61V60H65ZM65 61H63L62 60V63H64ZM70 61H72V60H70ZM77 61V60H76ZM118 61V60H117ZM251 61V60H250ZM259 61V60H258ZM252 62H250V64H252L253 65V63ZM264 62V61H263ZM89 63V62H88ZM232 63V62H231ZM248 63V62H247ZM261 63V62H260ZM69 64L70 65H72L70 62H69ZM235 64V63H234ZM61 67H62V65L61 64H59ZM58 65V66H59ZM64 65V64H63ZM90 65V64H89ZM258 65H260L259 64V62H258ZM258 65H257V67H258ZM73 66V65H72ZM107 66V65H106ZM248 66H249V64H248ZM262 65H260V67H261ZM66 67V66H65ZM69 67V66H68ZM71 67V66H70ZM87 67V66H86ZM88 67H90V66H88ZM234 67V66H233ZM243 67H242V69H243ZM260 67H258V69L260 68ZM264 67L262 66V69H263ZM61 69V68H60ZM235 69V68H234ZM248 69V68H247ZM253 69V67L251 68V70ZM63 70H64V68H63ZM76 70V69H75ZM84 70V69H83ZM89 70V69H88ZM238 71H239V69H237ZM244 70V69H243ZM243 70H241V72L243 71ZM250 70V71H251ZM59 71V70H58ZM61 71V70H60ZM60 71H59V74H60ZM72 71V70H71ZM70 71V72H71ZM93 71V70H92ZM235 71H236V69H235ZM247 70L245 69V71H244V73L246 72ZM255 71L256 70H254L253 69V72H254V75H256V73H258V72H261V71H258L257 70V72L255 73ZM87 72V71H86ZM89 72V71H88ZM87 72V73H88ZM253 72H252V74H251V76H253ZM64 73H65V71H64ZM69 73V72H68ZM248 73H249V70H248ZM66 74V73H65ZM85 74V73H84ZM47 75H48V73H47ZM58 75V74H57ZM69 75H71V73H69ZM134 74H131V76H133ZM246 75H248V74H246ZM258 75V74H257ZM49 76H51V74L49 75ZM73 75H71L70 77H72ZM127 76H129V75H127ZM136 77H137V75H135ZM134 76V77H135ZM249 76H250V73H249ZM259 76V75H258ZM257 76V77H258ZM60 77V76H59ZM69 77V76H68ZM69 77V78H70ZM134 77H132V79L134 78ZM141 78H142V76H140ZM255 76H253L252 78L253 79H256L257 77H255ZM53 78V77H52ZM51 78V80H53ZM63 78V77H62ZM69 78H68V80H69ZM74 78H75V76H74ZM89 78V77H88ZM87 78V79H88ZM138 81H139V79H141V78H139V75H138ZM50 79V78H49ZM65 78H63V80H64ZM67 79V78H66ZM86 79V78H85ZM86 79V80H87ZM94 79H95V81L98 79V78H95L94 77ZM100 79V78H99ZM97 80V82L98 83H100L99 85H102V82L100 81V80ZM251 79V77H249V80ZM46 80H48V79H46ZM59 80V79H58ZM62 80V79H61ZM68 80H65L66 82H68ZM90 80H91V76H90ZM128 80V79H127ZM126 80V81H127ZM137 80V79H136ZM33 81H35L34 83H33ZM88 81V80H87ZM253 81L254 80H252V83H253ZM89 82V81H88ZM134 82L135 81H133V84H134ZM137 82V81H136ZM141 82V81H140ZM139 82V84L137 83V84H135V85H140V84H142V85H144L143 84V82H145V85L147 84V87L144 85V87H146L147 89H151L152 90V87H153V85L151 86V88L149 87V83L150 82H148V81H142L141 83ZM148 82V83H147ZM250 83H251V80L249 81ZM128 84H129V82H127ZM132 83V82H131ZM64 84V83H63ZM71 84V83H70ZM76 84V83H72V86H74V85ZM77 84H79V83H77ZM91 84V83H90ZM255 84V83H254ZM68 85V84H67ZM80 85V84H79ZM97 85V84H96ZM150 85H151V83H150ZM92 86V85H91ZM91 86L89 85V86H87V84H86V87L88 88V87H90L91 88ZM138 86L136 87L135 86V88H136V90H137V88H138ZM141 86V85H140ZM140 86H139V88H140ZM249 86V85H248ZM253 86V85H252ZM75 87H79V86H77V85H75L74 86V89L77 91L76 93H79V89L80 88H75ZM99 87V86H98ZM130 87V86H129ZM144 87H142V88H144ZM149 87V88H148ZM68 88H69V86H68ZM93 88V87H92ZM95 88L96 89H98L96 86H95ZM154 89H155V87H153ZM73 89V90H74ZM112 89H113V87H112ZM131 89V88H130ZM63 90H64V88H63ZM74 90V91H75ZM91 90V89H90ZM93 90V89H92ZM135 90V91H136ZM57 91V90H56ZM59 91H62V90H59ZM64 91H66V90H64ZM70 91H71V89H70ZM95 91V90H94ZM139 91V90H138ZM137 91V92H138ZM47 92V91H46ZM46 92H44V93H46ZM63 92V91H62ZM61 92V93H62ZM67 92V91H66ZM65 92V93H66ZM72 92V91H71ZM88 92V91H87ZM93 92V91H92ZM111 92V91H110ZM133 92V91H132ZM150 92V91H149ZM151 92H153V90L151 91ZM57 93V92H56ZM60 93V94H61ZM75 93V94H76ZM139 93V92H138ZM137 93V94H138ZM140 93H142V91L140 92ZM139 93V94H140ZM144 93V92H143ZM143 93H142V95H143ZM153 93H157V91L156 92H153ZM53 94H55L54 92H53ZM52 94V95H53ZM90 94V93H89ZM122 94V93H121ZM147 94H148V92H147ZM30 95H32V94H30ZM48 95V94H47ZM49 95H50V93H49ZM62 95V94H61ZM70 95H71V93H70ZM91 95H93V94H91ZM123 95H124V93H123ZM132 95H133V97H134V94L132 93ZM136 95V94H135ZM142 95H139L140 97L142 96ZM149 95V97H150V94H148ZM158 95V94H157ZM156 95V96H157ZM40 96H42V95H40ZM63 97L65 96V95H62ZM126 96V95H125ZM128 96V95H127ZM130 97V99H131V95H129ZM138 96V95H137ZM155 96V97H156ZM159 97H160V95H158ZM16 97V96H15ZM19 97V96H18ZM20 97H22V96H20ZM27 97H29V96H26V98ZM62 97V98H63ZM74 97V96H73ZM76 97V96H75ZM121 97V96H120ZM119 97V98H120ZM124 97V96H123ZM140 97H138V99H141ZM225 97V96H224ZM2 98V97H1ZM23 98V97H22ZM50 98H52V97H50ZM136 98V97H135ZM144 98H145V95H144ZM148 98V97H147ZM151 98V97H150ZM158 98V97H157ZM16 99V98H15ZM31 98H29V100H30ZM34 98H32L30 101H29V103L31 102L32 103V112H33V114H34V116L39 120V121H41V122H43V123H45V124H49V126H50V123L51 122H53V121H55V122H58V121H61V122H63V119L62 118H58V117H56V116H53V115H49V114H47V113H44V112H42V110L40 109V107H42L43 108V106H41V105H43V103H44V101H42L41 103H39V104H37L36 102H35V100H33ZM38 99V98H37ZM73 99V98H72ZM71 99V100H72ZM76 99V98H75ZM23 100H24V98H23ZM26 100V99H25ZM42 100V99H41ZM77 100H78V98H77ZM76 100V101H77ZM80 100V99H79ZM83 101H84V99H82ZM120 100V99H119ZM127 100V99H126ZM136 100V99H135ZM142 100H143V98H142ZM141 100V101H142ZM147 100V99H146ZM145 99L143 100V101H146ZM148 100H150L149 98H148ZM147 100V101H148ZM152 100V101H151ZM151 104H152V102H153V98H151ZM157 100H159V99H157ZM228 100V99H227ZM13 101H15L14 99H13ZM17 101V100H16ZM19 101V100H18ZM17 101V102H18ZM51 101V100H50ZM64 101H65V99H64ZM67 102L69 101L68 99L66 100ZM86 101V100H85ZM116 101V99L114 100V102ZM121 101H122V99H121ZM131 101H133L132 99H131ZM137 102H138V100H136ZM136 101H135V103H136ZM146 101V102H147ZM16 102V103H17ZM20 102H21V100H20ZM46 102V101H45ZM52 102H53V98H52ZM54 102H55V99H54ZM71 102V101H70ZM69 102V103H70ZM80 102V101H79ZM82 102V101H81ZM80 102V103H81ZM124 102H126V101H124ZM140 102V101H139ZM66 103V102H65ZM79 103V104H80ZM83 103V102H82ZM85 103V105H86V103L87 102H84ZM93 103V102H92ZM94 103H95V101H94ZM97 104L99 103V102H96ZM118 103H120V102H118ZM118 103H116V104H118ZM127 103H129L128 105H130V101H128ZM132 103V102H131ZM141 103H143V102H141ZM155 103V102H154ZM162 103V102H161ZM161 103H159V104H161ZM26 104V103H25ZM24 104V107L26 106ZM50 104H51V102H50ZM96 104V106L97 107H99L98 105ZM121 104V103H120ZM120 104H119V106H120ZM134 104V103H133ZM132 104V105H133ZM149 104V103H148ZM156 104V103H155ZM155 104H154V106H155ZM157 104H158V102H157ZM156 104V105H157ZM158 104V105H159ZM230 104L231 103H229V106H230ZM235 104V103H234ZM19 105V103H17V106ZM22 105V104H21ZM29 105V104H28ZM47 105V104H46ZM53 104H51V106H52ZM55 105V104H54ZM92 105V104H91ZM99 105H101V102H100V104ZM128 105H126V106H128ZM131 105V106H132ZM142 105H146V104H142ZM165 105V104H164ZM45 106V105H44ZM56 106V105H55ZM65 106H67V104L65 105ZM79 107H80V105H78ZM82 106V105H81ZM83 106H84V104H83ZM83 106H82V108H83ZM87 106V105H86ZM95 106V105H94ZM106 106V105H105ZM117 107H118V105H116ZM139 104L137 105V106H132V107H137V108H135V111L137 112V110L138 111H140V109H138L139 108ZM151 106V105H150ZM150 106H147L146 105V107H150ZM8 107V106H7ZM21 107V106H20ZM47 107V106H46ZM78 107V108H79ZM85 107V106H84ZM92 107V106H91ZM101 107H103V105L101 106ZM131 107V109L129 110V111H131V112H134V110L132 111V108ZM141 107V110H144L143 111V113L144 114H147V113H149V111L147 110H145L144 109V106H143V108H142V106H140ZM163 107V106H162ZM231 107V106H230ZM5 108H6V106H5ZM27 108H29V107H27ZM48 108H49V106H48ZM54 109L53 108V106L52 107H50V109ZM68 108H69V106H68ZM89 108V107H88ZM95 108V107H94ZM113 108V107H112ZM120 108V107H119ZM121 108H123V107H121ZM126 108V107H125ZM124 108V110H125V112L123 113V114H125L126 113V109ZM130 108V106L129 107H127V109H129ZM151 108L153 109V107L151 106ZM167 108V107H166ZM166 108H165V110H166ZM234 108H235V106H234ZM15 109H16V107H15ZM14 109V110H15ZM46 109V108H45ZM81 109V108H80ZM84 109V108H83ZM96 109V108H95ZM106 109H108L107 107H106ZM150 109V108H149ZM152 109H150V110H152ZM157 109V108H156ZM156 109H155V107H154V113H156ZM6 110V109H5ZM18 110V109H17ZM22 110H24L23 108H22ZM57 110H59L58 108H57ZM66 110V109H65ZM115 110V109H114ZM159 110V112L161 111L160 109H158ZM164 110V109H163ZM28 111V110H27ZM84 111H86V110H84ZM97 111H99L98 109H97ZM102 111V110H101ZM106 111V110H105ZM105 111H104V113H105ZM119 111L121 112V110L119 109ZM145 111H146V113H145ZM239 111V110H238ZM5 112V111H4ZM11 112V111H10ZM13 112V111H12ZM23 112V111H22ZM25 112V111H24ZM158 112V111H157ZM167 112V111H166ZM240 112H241V110H240ZM56 113V112H55ZM63 113H65V112H63ZM62 113V114H63ZM67 113V112H66ZM76 113V112H75ZM80 113H82V112H80ZM106 113H108V111L106 112ZM139 113H141L140 114V116H141V118H140V120H142V121H140V122H142L143 124H147L146 122H149L150 120H152L153 118L154 119H156L155 118V116L152 118V114H151V119H150V117L148 116V115H146L148 118L147 119H145V120H148V121H145V123H144V119H142L143 117H144V115L142 116V111L141 112H139ZM138 113V114H139ZM7 114H8V112H7ZM11 114V113H10ZM30 114V113H29ZM84 114H86V113H84ZM84 114H82V115H84ZM88 114H89V112H88ZM88 114H86L87 115V120H88ZM93 114H95L94 112H93ZM98 114H100L99 112H98ZM111 114V113H110ZM116 114H117V112H116ZM115 114V115H116ZM150 114V113H149ZM157 114V113H156ZM243 114V113H242ZM13 115V114H12ZM66 115V114H65ZM64 115V116H65ZM86 115H85V117L84 118H86ZM100 115H103V113H101ZM100 115H97L96 114V116L99 118V120L101 119L100 118ZM109 115V114H108ZM125 115H127V114H125ZM125 115H124V117H125ZM130 115V117H131V115H132V113L131 114H129ZM158 115V114H157ZM159 115H160V113H159ZM238 115V114H237ZM5 116V115H4ZM23 116V115H22ZM31 116V115H30ZM66 116H68V115H66ZM104 116H106V115H104ZM134 116V115H133ZM131 117V120L130 121H132V118H134V117ZM140 116H137V113H136V115H135V117H137V119L136 120H138V117H140ZM145 116V117H146ZM161 116V115H160ZM25 117V116H24ZM78 117V116H77ZM101 117H103V116H101ZM116 117V116H115ZM120 117V116H119ZM123 117V118H124ZM12 118V117H11ZM26 118V117H25ZM74 119H75V117H73ZM83 118V117H82ZM81 118V119H82ZM98 118H97V122H98ZM118 118V117H117ZM116 118V119H117ZM169 118V117H168ZM241 118V117H240ZM10 119V118H9ZM80 119V120H81ZM103 119H104V117H103ZM115 119V118H114ZM126 121H128L127 119H128V117H127V119L126 118H124ZM124 119H122V120H124ZM150 119V120H149ZM163 119V118H162ZM166 119V118H165ZM249 119V118H248ZM34 120V119H33ZM37 120V121H38ZM79 120V118L75 121L77 124H79L80 122L78 121ZM90 120V119H89ZM111 120V118H109V121ZM134 121H135V119H133ZM241 121H242V119H240ZM38 121V122H39ZM66 121V120H65ZM100 121H103V120H100ZM104 121H107V118H106V120L104 119ZM103 121V122H104ZM113 121V120H112ZM112 121H110V122H112ZM119 121H120V118H119ZM125 121V122H126ZM162 121V120H161ZM249 121H250V119H249ZM7 122V121H6ZM14 122V121H13ZM40 122V123H41ZM68 122H69V120H68ZM87 122H89V121H87ZM102 122V123H103ZM108 122V121H107ZM115 122V121H114ZM117 122H118V120H117ZM124 122V121H123ZM124 122V123H125ZM137 122V121H136ZM153 122V121H152ZM163 122V121H162ZM165 122V121H164ZM251 122V121H250ZM249 122V123H250ZM90 123V122H89ZM101 122H100V126H101V124H102ZM106 123V122H105ZM105 123L104 124H102V126L101 127H103V125H105ZM119 123H121V122H119ZM130 123V122H129ZM141 123V124H142ZM154 123L156 124V122L154 121ZM14 124V123H13ZM66 124H68V123H66ZM66 124H65V126H66ZM70 124V123H69ZM88 124V123H87ZM95 124V123H94ZM108 124H109V122H108ZM107 124V127L108 126H111V124H109L108 125ZM122 124V123H121ZM120 124V125H121ZM131 124H132V126H134L133 124H135L136 125V123H132L131 122ZM131 124H129V125H131ZM140 124V123H139ZM140 124V125H141ZM151 124V123H150ZM150 124H148L149 125V128H150V126H152V125H150ZM155 124H153V125H155ZM244 124H246V123H244ZM254 124H256V123H254ZM5 124H3V126H4ZM11 125V124H10ZM21 125V124H20ZM117 125H118V123H117ZM116 125V126H117ZM123 125V124H122ZM121 125V126H122ZM126 125V124H125ZM138 125V124H137ZM3 126H2V128H3ZM5 126H7L8 127V125H5ZM22 126V125H21ZM20 126V127H21ZM64 126V125H63ZM68 126V125H67ZM95 126V125H94ZM119 126V125H118ZM120 126V127H121ZM132 126H130V128H131V132L134 130L135 131V126L134 127H132ZM159 126H160V124H159ZM161 126H163V125H161ZM13 127H14V125H13ZM16 127V126H15ZM101 127H99L100 129H101ZM106 127V126H105ZM105 127H104V129H105ZM106 127V128H107ZM119 127V128H120ZM124 127V126H123ZM122 127V129L124 130V128ZM138 127H139V125H138ZM145 128L147 127V125L146 126H144ZM205 127V126H204ZM12 128V127H11ZM45 128H46V126H45ZM95 128V127H94ZM125 128H126V126H125ZM133 128V129H132ZM140 128V127H139ZM141 128H143V126L141 127ZM148 128V129H149ZM165 128V127H164ZM3 129H5V128H3ZM2 129V130H3ZM63 129V128H62ZM71 129V128H70ZM89 129V128H88ZM91 129V128H90ZM96 129V128H95ZM161 129V127L160 128H158V130H160ZM177 129V128H176ZM187 129V128H186ZM185 129V131H188V130H186ZM247 129V128H246ZM255 129H257V128H255ZM107 129H105V131H106ZM120 130V129H119ZM137 130H139V129H137ZM150 130V129H149ZM158 130L156 131L155 130V132H154V134H156V132H158ZM181 130V129H180ZM180 130H178V132L180 131ZM208 130V129H207ZM251 130V129H250ZM3 131H5V130H3ZM8 131V130H7ZM7 131H5V132H7ZM22 131V130H21ZM107 131H110V130H107ZM121 131V130H120ZM125 131V130H124ZM147 131V130H146ZM145 130H144V133L146 132ZM252 131V130H251ZM67 132V131H66ZM65 132V133H66ZM69 132V131H68ZM76 132V131H75ZM249 132V131H248ZM254 132H258V129H257V131L255 130ZM9 133H10V131H9ZM71 132H69V134H70ZM107 133V132H106ZM110 133V132H109ZM108 133V134H109ZM125 133V132H124ZM123 133V134H124ZM127 133H128V135L130 134V131L128 132V130H127ZM133 133V132H132ZM132 133H131V135H132ZM137 133V132H136ZM139 133H141V132H139ZM138 133V134H139ZM147 133H149V131L147 132ZM188 133V132H187ZM191 133V132H190ZM252 133V132H251ZM256 133H255V135H256ZM6 134V133H5ZM21 134V133H20ZM68 134V133H67ZM73 134V133H72ZM75 134V133H74ZM73 134V135H74ZM79 134V133H78ZM193 133H191V134H189L188 133V136L190 137V135L191 136H193V137H195L194 135H192ZM23 135H25V134H23ZM73 135H71V137H73V138H75V136H73ZM122 135V134H121ZM126 135V134H125ZM125 135H123V137L125 136ZM131 135H129V137L131 136ZM141 135V134H140ZM157 135V134H156ZM187 135V134H186ZM254 135V134H253ZM254 135V136H255ZM259 135V137H256V140L258 141V142H261V141H259V139H257V138H260V133L258 134ZM28 136V135H27ZM26 136V137H27ZM80 136V135H79ZM110 136V135H109ZM143 136V135H142ZM146 136V135H145ZM149 136V135H148ZM151 136V135H150ZM149 136V137H150ZM160 136V135H159ZM178 136V135H177ZM181 136H182V134H181ZM257 136V135H256ZM122 137V136H121ZM132 137H134L133 135H132ZM135 137H136V135H135ZM147 137V136H146ZM155 137V136H154ZM157 137V136H156ZM155 137V138H156ZM175 137V136H174ZM179 137H180V135H179ZM184 137V136H183ZM183 137L180 139V141L182 140V142H183ZM186 137V136H185ZM184 137V142H183V144L184 143H186V145L184 144H181V145H179V144H177L176 142H175V144L174 143H172V142H170L171 144H174V145H179V147L180 146H183V147H186V151L188 152L187 154H189V157H190V160L189 161H191V157H193V151H195V149H194V147H195V145H192V141H190V140H188L187 138H185ZM262 137V136H261ZM264 137V136H263ZM262 137V138H263ZM29 138V137H28ZM28 138L26 139V140H28ZM82 138H83V136H82ZM111 138V137H110ZM117 138V137H116ZM116 138H115V140H116ZM154 138V139H155ZM176 138H178V137H176ZM196 138V137H195ZM194 138V139H195ZM198 138V137H197ZM30 139V138H29ZM37 139V138H36ZM76 139V138H75ZM78 139V138H77ZM80 139V138H79ZM121 139V138H120ZM125 139V138H124ZM127 139H129V138H127ZM132 139V138H131ZM130 139V140H131ZM135 139V138H134ZM145 139V138H144ZM151 139V138H150ZM150 139H149V141H150ZM157 139V138H156ZM160 139V138H159ZM170 139H171V137H170ZM179 139V138H178ZM187 139V140H186ZM200 139H201V136L198 138V143H199V141H200ZM17 140V139H16ZM63 140H64V138H63ZM146 140L147 139H145L143 142H144V144H145V142H146ZM172 140V139H171ZM202 140V139H201ZM260 140H261V138H260ZM31 141V140H30ZM32 141H33V139H32ZM39 141V140H38ZM76 141V140H75ZM81 141H82V139H81ZM112 141H114V140H112ZM133 141V140H132ZM151 141H152V139H151ZM157 141H158V139H157ZM196 141V142H197ZM255 141V140H254ZM257 141L255 142L256 144H257V146H258V143H257ZM60 142V141H59ZM77 142V141H76ZM79 143H80V140L78 141ZM103 142V141H102ZM109 142H111V140H109ZM137 142V141H136ZM135 142V143H136ZM138 142H142V140H139ZM169 142V141H168ZM194 142H195V140H194ZM195 142V143H196ZM203 141H201V143H202ZM205 142V141H204ZM203 142V143H204ZM28 143H31V142H29V141H27V143L26 144H28ZM36 143V142H35ZM61 143H63L62 141H61ZM106 143V142H105ZM104 143V144H105ZM113 143V142H112ZM120 143V142H119ZM197 143V144H198ZM202 143V144H203ZM87 144V143H86ZM100 144H102V143H100ZM103 144V147L107 144H105L104 145ZM117 144V146L119 145L118 143H116ZM126 144V143H125ZM128 144V143H127ZM144 144H142L143 145V147L142 146H139V145H141V144H137L138 146H136V147H139V148H145L147 145H148V142L145 144V147H144ZM152 144V143H151ZM154 145L156 144V142H155V140H154V143H153ZM204 144H207V141H206V143H204ZM203 144V145H204ZM250 144H252V142H250ZM260 144V143H259ZM262 144H263V142H262ZM34 145V144H33ZM32 145V146H33ZM60 145V144H59ZM63 146H65L66 148H67V146H66V144L64 145V143L62 144ZM78 145V144H77ZM90 145V144H89ZM89 145L87 144V147L89 148ZM111 145V144H110ZM114 146H116L115 145V143L113 144ZM123 145V144H122ZM121 145V146H122ZM158 144H156V146H157ZM173 145V147H174V149L173 150H175V147L176 146H174ZM199 145V144H198ZM264 145V144H263ZM63 146H61V147H58V149L59 148H62V151L65 149V147L63 148ZM116 146V147H117ZM134 146H135V144H134ZM167 147H168V145H166ZM166 146H165V148H166ZM200 146V148H205V146H202L201 144L199 145ZM254 146V145H253ZM252 146V147H253ZM256 146V145H255ZM256 146V147H257ZM260 146H261V144H260ZM1 147V146H0ZM23 147H24V145H23ZM94 147V146H93ZM111 147V149H113L112 148V145L110 146ZM109 146H108V148H110ZM119 147V146H118ZM128 147V146H127ZM135 147V148H136ZM149 147H150V145H149ZM148 146L146 147V151H148L147 150V148H149ZM152 147V149H154L153 148V146H151ZM151 147L149 148V150H151ZM162 147V146H161ZM171 147H172V145H171ZM178 147V148H179ZM183 147H181V148H183ZM259 147V146H258ZM258 147H257V149H258ZM32 147H30V149H31ZM38 150H39V148L38 147H36ZM54 148V147H53ZM75 148H77L76 146H75ZM107 148V147H106ZM132 148V147H131ZM138 148V149H139ZM163 149H164V147H162ZM199 148V147H198ZM199 148V149H200ZM203 148H202V150H203ZM29 149V150H30ZM86 149V148H85ZM121 149V148H120ZM130 149V148H129ZM143 149H140L139 151H141V152H143ZM169 149H170V146H169ZM180 149V148H179ZM184 149V148H183ZM183 149H181V151L183 150ZM255 149V148H254ZM32 150V149H31ZM47 150V149H46ZM49 150V149H48ZM67 150H71V149H67ZM87 150V149H86ZM91 150V149H90ZM93 150V149H92ZM91 150V151H92ZM95 150V149H94ZM106 150V149H105ZM115 150V149H114ZM117 151H118V149H116ZM121 150H123V149H121ZM132 150V149H131ZM162 150V149H161ZM160 150V152H162ZM170 150H172V148L170 149ZM201 150V149H200ZM199 150V151H200ZM25 151V150H24ZM24 151H23V153H24ZM60 151L61 150H59L58 152L60 153ZM78 152V150L76 151L75 149L74 150H72V152ZM88 151V150H87ZM91 151H90V153H91ZM108 151H110L109 149H108ZM116 151V155L118 154V152ZM145 151V150H144ZM155 151H156V153H155ZM155 151H153V150H151L150 152H148V153H150V154H148V156H149V158L148 159H150V155H153V153H155V154H157V150H155ZM164 151V153H165V150H163ZM179 152L175 155V157H177V155L178 154H180L181 155V152H180V150H178ZM184 151V150H183ZM198 151V150H197ZM197 151H195V153L197 152ZM198 151V152H199ZM204 151V150H203ZM202 151V152H203ZM252 151H253V149H252ZM256 151V150H255ZM257 151H259L260 152V150L258 149ZM256 151V152H257ZM27 153H28V151H26ZM30 152V151H29ZM32 152H33V154H30V155H28L27 156V159L23 162V165H22V167H24L26 170H28L29 171V173H32V174H34V176L37 178V180H39V183H43V181L42 180H45L46 179V181H47V178L46 177H44L43 175H42V173H41V165H42V160H43V158H42V156H41V154L38 152V151H33L32 150ZM53 152V151H52ZM51 152V153H52ZM54 152H55V150H54ZM53 152V153H54ZM95 152V151H94ZM121 153H122V151H120ZM119 152V153H120ZM153 152V153H152ZM172 152V151H171ZM170 152V153H171ZM175 152V151H174ZM173 152V153H174ZM198 152L196 153L197 155H198ZM201 152V153H202ZM255 152V153H256ZM49 153V152H48ZM112 153V152H111ZM115 153V152H114ZM120 153V154H121ZM123 153H124V151H123ZM147 153V152H146ZM146 153H141L142 154V156L143 155H145ZM152 153V154H151ZM164 153H163V156H164ZM166 153H169V151H167ZM173 153H172V155H173ZM44 154V153H43ZM72 154H74L73 156H77V155H75V153H72ZM95 154V153H94ZM113 154V153H112ZM140 154V155H141ZM199 154H200V152H199ZM206 153L204 152L203 153V155H205ZM254 154V153H253ZM261 154H263V152L261 153ZM24 155H25V153H24ZM50 155V154H49ZM54 155V154H53ZM56 155V154H55ZM58 155V154H57ZM60 155V154H59ZM65 155V154H64ZM63 154L60 156L61 157V159H65V157L66 156H64ZM80 155V154H79ZM123 154H121V156H122ZM160 154H158V156H159ZM167 155V154H166ZM182 155H183V153H182ZM258 155V154H257ZM45 156H47V155H45ZM51 156V155H50ZM98 156V155H97ZM118 157H119V154L117 155ZM123 156H125V155H123ZM147 156V155H146ZM146 156H143L144 158L146 157ZM158 156H156V158H158L159 159V157L160 156H162V155H160L159 157ZM168 156V155H167ZM170 156V155H169ZM179 156V155H178ZM185 155H183V157H184ZM201 156V155H200ZM200 156H199V158H200ZM22 157H23V155H22ZM49 157V156H48ZM58 157V156H57ZM77 157H79L78 158V160L79 159H81V160H79V162L81 163H79L80 165H82L81 167L82 168H80V166H79V168H80V173H83L82 172V170L84 169V170H88V168H85L86 166H87V164H86V162L84 161V163L82 164V158H81V155L80 156H77ZM93 158L95 157V156H92ZM138 157V156H137ZM154 156H152L151 158H153ZM181 158H182V156H180ZM186 157V156H185ZM202 157V156H201ZM208 157V156H207ZM259 157H261L260 156V154H259V156H258V158ZM21 158V157H20ZM45 158V157H44ZM55 158V157H54ZM99 158V157H98ZM132 158H133V156H132ZM131 158V159H132ZM147 158V157H146ZM196 158V157H195ZM195 158H193V160L195 159ZM203 158H204V156H203ZM206 158V157H205ZM263 158H264V154H263ZM6 159H8V158H6ZM25 159V158H24ZM53 159V158H52ZM71 159V158H70ZM75 159H76V157H75ZM123 158H121L120 157V160H122ZM138 159H139V157H138ZM157 159V160H158ZM160 159H161V157H160ZM166 159H168L169 161H170V159H171V157H166ZM172 159H173V157H172ZM180 159V158H179ZM179 159H178V161H179ZM183 159V158H182ZM184 159H189V158H184ZM202 159V158H201ZM261 159V158H260ZM18 160H20V159H18ZM68 160V159H67ZM84 160V159H83ZM95 160V159H94ZM97 160V159H96ZM95 160V162H97ZM123 160H125V159H123ZM122 160V161H123ZM127 160V159H126ZM132 160H134V159H132ZM140 160V159H139ZM156 160V159H155ZM155 160H151V161H154L155 162V164L157 165L158 164V161L156 162ZM197 160V159H196ZM196 160H195V162H196ZM199 160V159H198ZM206 160V159H205ZM255 160V159H254ZM259 160V159H258ZM262 160V159H261ZM5 161V160H4ZM74 161V160H73ZM118 161V160H117ZM121 161V162H122ZM165 161V160H164ZM175 161H176V159H175ZM178 161H176V162H178ZM182 161H184L185 162V160H182ZM186 161H188V160H186ZM201 161V160H200ZM3 162V161H2ZM21 162V161H20ZM54 162H56V161H54ZM54 162H53V164H54ZM60 162V159L58 160V162H56V164L57 163H59ZM62 162H64V160L63 161H61V164H62ZM68 161H66V163H67ZM98 162H100V161H98ZM96 163L98 166H99V163ZM139 162V161H138ZM142 162V161H141ZM160 162V161H159ZM173 162V161H172ZM204 162H206V161H204ZM222 162H224V161H222ZM259 162V161H258ZM263 162H264V160H263ZM22 163V162H21ZM47 163H48V161H47ZM65 163V164H66ZM69 163H71V162H69ZM73 163V162H72ZM71 163V164H72ZM91 163H93V162H91ZM119 163V162H118ZM163 163H165V162H163V160H161V164H162V167H163V165H165V164H167V163H165V164H163ZM180 163H181V159H180ZM180 163H179V167H180ZM197 163H199V162H197ZM208 163H210L209 161H208ZM220 164H221V162H219ZM2 164V163H1ZM4 164V163H3ZM49 164V163H48ZM52 164V165H53ZM55 164V165H56ZM60 164V165H61ZM70 164V165H71ZM76 164H77V159H76ZM78 164V165H79ZM139 164H141L140 162H139ZM169 164V163H168ZM174 164V163H173ZM194 163H192L191 162V164H190V162H189V165H191L190 167H192V169H193V167H194V165L196 164H194ZM199 164H201V163H199ZM207 164V163H206ZM217 164V163H216ZM5 165H6V163H5ZM16 166L18 165V163L17 164H15ZM20 165V164H19ZM18 165V166H19ZM47 164H45V166H46ZM57 165H59V164H57ZM59 165V166H60ZM75 166V164H72V166ZM84 165H86L84 168H83V166ZM96 165V169H98V166ZM126 165V164H125ZM148 165V164H147ZM171 165H172V163H171ZM178 166V164L176 163L175 164V166ZM182 165V164H181ZM188 165V164H187ZM193 165V166H192ZM204 165H205V163H204ZM208 165V164H207ZM212 165V163L210 164V166ZM259 165V164H258ZM8 166H9V163H8ZM44 166V165H43ZM44 166V168L43 169H45L46 167ZM57 167V170H56V172L58 173V171L60 170H58V168H63L62 170H64L65 169V165L64 164H62V167ZM71 166V167H72ZM168 165H166V166H164L165 168H163V172H164V169L167 171L168 170V168H170V167H167ZM170 166V165H169ZM185 166H186V164H185ZM201 165H199V168H202V167H200ZM218 166V165H217ZM216 166V167H217ZM222 166H223V164H222ZM226 166V165H225ZM7 167V166H6ZM9 167H11V166H9ZM8 167V168H9ZM14 167V166H13ZM20 167V166H19ZM76 168H78V166L76 165L75 166ZM88 167V166H87ZM95 167V166H94ZM152 167H154V163H153V166H151V168ZM159 167H161V165H159ZM162 167L161 168H158V165H157V168L160 170V169H162ZM178 167V168H179ZM186 167H188V166H186ZM212 167H214V166H212ZM221 167V166H220ZM219 167V168H220ZM227 167V166H226ZM225 167V168H226ZM1 168V167H0ZM74 168V167H73ZM154 168H156V167H154ZM154 168L152 169V172H153V170H154ZM181 169H183L182 167H180ZM198 168V167H197ZM198 168V169H199ZM206 168V167H205ZM219 168H217V170L216 171H218V169ZM224 168V167H223ZM223 168H222V170H223ZM224 168V169H225ZM228 168V167H227ZM227 168H226V170H227ZM261 168H262V166H261ZM260 168V169H261ZM50 169H52L51 167H50ZM49 169V170H50ZM54 169H56L55 167H54ZM66 169H69V170H71V168H68L67 166H66ZM121 169V168H120ZM127 169H128V167H127ZM157 169V170H158ZM185 169V168H184ZM208 169V168H207ZM216 169V168H215ZM6 170V169H5ZM20 170H22V169H20ZM62 170H60V171H62ZM99 170H100V167H99ZM99 170H97V171H99ZM124 170H125V168H124ZM155 171V172H157V174H163L162 172L161 173H159L158 171ZM171 170V169H170ZM172 170H173V167H172ZM189 171H191V169H188ZM195 170L197 171V169L195 168ZM200 170V169H199ZM13 171V170H12ZM44 171H46V170H44ZM51 171V170H50ZM50 171H48V172H50ZM53 171V170H52ZM51 171V172H52ZM59 171V172H60ZM65 171V170H64ZM74 171H75V169H74ZM101 171V170H100ZM186 171H187V169H186ZM185 170H184V172H185V174L187 175V178H186V180L187 179H189L188 178V176L190 177V174L188 173V172H186ZM201 171H203V168L201 169ZM215 171V170H214ZM215 171V172H216ZM221 171V170H220ZM263 171V170H262ZM69 172V171H68ZM70 172H73L72 170L70 171ZM69 172V173H70ZM125 172V171H124ZM154 172V173H155ZM168 172L169 171H167V173L166 174H168ZM183 172V173H184ZM191 172H193V171H191ZM195 172V171H194ZM200 172V171H199ZM204 172H205V169H204ZM219 172V171H218ZM218 172H216V174L218 173ZM226 172H228V171H226ZM4 173H7V172H5L4 171ZM11 173V172H10ZM23 173V172H22ZM53 173H55V172H53ZM65 173V172H64ZM63 173V174H64ZM67 173V172H66ZM66 173H65V175H66ZM75 173V172H74ZM84 173H86V171L84 172ZM173 173H174V171H173ZM177 173V172H176ZM181 173V172H180ZM179 173V177H181V178H183L182 177V173L180 174ZM201 173V172H200ZM232 173V172H231ZM260 173V172H259ZM258 173V174H259ZM49 174V173H48ZM52 174V173H51ZM50 174V175H51ZM56 174V173H55ZM60 174L62 175V173L60 172ZM59 174V175H60ZM171 174V173H170ZM175 174V173H174ZM189 174V175H188ZM204 174V173H203ZM220 174V173H219ZM2 176H3V174H1ZM0 175V176H1ZM7 175V174H6ZM13 175V174H12ZM18 176H19V174H17ZM17 175H16V177H17ZM23 175V174H22ZM21 175V176H22ZM49 175V176H50ZM59 175H57V176H59ZM72 175H74V174H72ZM192 175V174H191ZM196 175V174H195ZM200 175V174H199ZM223 175V174H222ZM2 176H1V178H2ZM11 176V175H10ZM14 176V175H13ZM33 176V175H32ZM31 176V177H32ZM52 176V175H51ZM53 176H55V175H53ZM69 175L67 174V177H68ZM84 176H86V175H84ZM177 176H178V174H177ZM176 176V177H177ZM206 176H207V174H206ZM233 176V175H232ZM29 177V176H28ZM82 177H83V174H82ZM87 177V176H86ZM165 177V176H164ZM175 177V176H174ZM173 177V179H176V178H174ZM178 177V178H179ZM186 177V176H185ZM14 179H15V177H13ZM12 178V179H13ZM21 178V177H20ZM50 179H51V177H49ZM48 178V179H49ZM54 178V177H53ZM68 178H70V176L68 177ZM88 178V177H87ZM171 178H172V176H171ZM191 178H192V176H191ZM208 178V177H207ZM211 178V177H210ZM224 178V177H223ZM222 178V179H223ZM227 178V177H226ZM225 178V179H226ZM10 178H8L7 180H9ZM11 179V180H12ZM58 179V178H57ZM71 179V178H70ZM70 179H69V184H70ZM84 179H85V177H84ZM167 179V178H166ZM170 179V178H169ZM196 179V178H195ZM218 179V178H217ZM221 179V180H222ZM231 180H233L232 178H230ZM3 180H4V178H3ZM2 180V181H3ZM6 180V179H5ZM11 180H9V182H11ZM30 180V179H29ZM182 180V179H181ZM185 179H184V181H186ZM193 180V179H192ZM0 181H1V179H0ZM16 181V180H15ZM19 181V180H18ZM26 181V180H25ZM31 181H32V178H31ZM35 181V180H34ZM49 181V180H48ZM74 180L73 179H71V182H73ZM77 180H75L73 183H71L70 185H67V186H75L74 184H75V182H76ZM80 181H81V179H80ZM90 181V180H89ZM169 181V180H168ZM177 181V180H176ZM223 181V180H222ZM3 182H6V181H3ZM20 182V181H19ZM30 182V181H29ZM38 182V181H37ZM54 182H55V179H54ZM62 182V181H61ZM98 182V181H97ZM169 182H171V180L169 181ZM183 182V181H182ZM182 182H181V184H182ZM190 182V181H189ZM208 182V181H207ZM216 182H217V180H216ZM233 181H231V183H232ZM12 183V182H11ZM21 183V182H20ZM77 183V182H76ZM172 183V182H171ZM175 183H178V182H175L174 181V183H172L173 185L175 184ZM1 184H2V182H1ZM5 184V183H4ZM6 184H7V182H6ZM13 184H15V182L13 183ZM47 184H49V182L47 183ZM60 184H62V183H60ZM73 184V185H72ZM189 184V183H188ZM221 184V183H220ZM30 185H31V183H30ZM45 185H46V183H45ZM176 185V184H175ZM174 185V186H175ZM185 185V184H184ZM234 185V184H233ZM6 186V185H5ZM15 186V185H14ZM33 186V185H32ZM35 186V185H34ZM43 185L41 184V187H42ZM60 186V185H59ZM186 186V185H185ZM219 186V185H218ZM29 187V186H28ZM27 187V188H28ZM41 187H40V189H41ZM69 187L67 188V191L69 192L70 190H69ZM178 187V186H177ZM180 187V186H179ZM178 187V188H179ZM213 187V186H212ZM226 187H228L227 185H226ZM75 188H76V186H75ZM74 187H72V188H70L71 190H76ZM231 188V187H230ZM31 189H33V188H31ZM48 188H46V190H45V192L47 191L48 192V190H47ZM174 189V188H173ZM176 189V188H175ZM175 189H174V191H175ZM183 189V188H182ZM188 189V188H187ZM221 189V188H220ZM51 190V189H50ZM86 190V189H85ZM183 190H185V189H183ZM230 190V189H229ZM4 191H5V189H4ZM37 191V190H36ZM39 191V190H38ZM52 191V190H51ZM178 191L179 192H181L180 191V188L178 189ZM217 191V190H216ZM42 192V191H41ZM56 192H57V190H56ZM75 192V191H74ZM74 192H69V193H74ZM127 192V191H126ZM172 192V191H171ZM175 192H177V191H175ZM189 192V191H188ZM237 192V191H236ZM14 193H15V191H14ZM38 193V192H37ZM69 193H67V194H69ZM174 193V192H173ZM17 194H20V193H17ZM26 194V193H25ZM42 194V193H41ZM47 194H49V196H50V194H51V192H49V193H47ZM53 194V193H52ZM51 194V195H52ZM66 193H65V197H66V195H67ZM76 194V193H75ZM191 194H192V192H191ZM43 195V194H42ZM58 195H59V193H58ZM70 195V194H69ZM69 195L67 196V199H68V197H69ZM113 195V194H112ZM116 195H117V192H116ZM17 196V195H16ZM23 196V195H22ZM53 196V195H52ZM51 196V201L53 202V205L56 207L54 210H61L62 208H61V206H58V200L60 199L59 197V199L58 200H56V199H54L53 197ZM56 196V195H55ZM64 196H63V198H64ZM75 196V197H74ZM73 196V202H74V198L76 199V195H74ZM172 196V195H171ZM214 196V195H213ZM218 196H220V195H218ZM18 197V196H17ZM46 197V196H45ZM113 197V196H112ZM208 197V196H207ZM19 198V197H18ZM43 198L44 197H42V200H43ZM56 198V197H55ZM62 198V197H61ZM171 198V197H170ZM203 198V197H202ZM221 198V197H220ZM219 198V199H220ZM243 198V197H242ZM13 198H11V200H12ZM45 199V198H44ZM50 199V198H49ZM175 199V198H174ZM209 199V198H208ZM212 199V198H211ZM10 200V201H11ZM16 200V199H15ZM24 200H25V197H24ZM47 200V199H46ZM86 200V199H85ZM84 200V201H85ZM216 200V199H215ZM222 200H224V199H222ZM228 199H226V201H227ZM243 200H244V198H243ZM26 201V200H25ZM43 201H45V200H43ZM48 201V200H47ZM50 201V200H49ZM48 201V202H49ZM69 201L70 202H72L71 201V199H69ZM82 201V200H81ZM84 201H83V203H81L82 205L84 204ZM93 201V200H92ZM133 201V200H132ZM172 201H174V200H172ZM210 201V200H209ZM212 201H213V199H212ZM13 202V201H12ZM15 202V201H14ZM51 202V203H52ZM67 201H65V203H66ZM77 202V200L75 201V203ZM158 202V201H157ZM177 202H179V200L177 201ZM181 202V201H180ZM205 202V201H204ZM244 202V201H243ZM68 203V202H67ZM66 203V204H67ZM79 203V202H78ZM77 203V204H78ZM86 203V202H85ZM88 203V202H87ZM105 203V202H104ZM245 203V202H244ZM22 204V203H21ZM44 204V203H43ZM69 204V203H68ZM67 204V205H68ZM77 204L75 205L76 207H77ZM80 204V203H79ZM78 204V206H80ZM90 203H88L87 205L89 206V207H91L90 205H89ZM155 204V203H154ZM237 204V203H236ZM62 205V204H61ZM156 205V204H155ZM159 205V207H161L160 206V204H158ZM183 205V204H182ZM215 205H216V203H215ZM219 205V204H218ZM64 206V205H63ZM62 206V207H63ZM71 206H72V204H71ZM123 206V205H122ZM141 206H143V205H141ZM157 206V205H156ZM187 206V205H186ZM217 206V205H216ZM220 206V205H219ZM219 206H217V207H219ZM226 206H228L227 204H226ZM243 206V205H242ZM53 207V206H52ZM59 207V208H58ZM81 207V206H80ZM88 207V208H89ZM185 207V206H184ZM216 207V208H217ZM225 207V206H224ZM245 207V206H244ZM162 208V207H161ZM186 208H188V207H186ZM185 208V209H186ZM219 208H221V207H219ZM218 208V209H219ZM69 209H70V207H69ZM77 209V208H76ZM78 209H79V207H78ZM144 209V208H143ZM164 209V208H163ZM227 209V208H226ZM71 210V209H70ZM89 210V209H88ZM91 210V209H90ZM159 210V209H158ZM225 210V209H224ZM237 210V209H236ZM242 210V209H241ZM240 210V211H241ZM244 210V209H243ZM48 211H50V210H48ZM62 211V210H61ZM76 211V210H75ZM82 211V210H81ZM191 211V210H190ZM219 211V210H218ZM227 211V210H226ZM225 211V212H226ZM65 212V211H64ZM71 212V211H70ZM86 212H87V210H86ZM85 212V213H86ZM89 212V211H88ZM110 212V211H109ZM138 212V211H137ZM162 212V211H161ZM186 212V211H185ZM228 212V211H227ZM58 213V212H57ZM76 213V212H75ZM78 213V212H77ZM150 213V212H149ZM163 213V212H162ZM165 213H167V212H165ZM187 213V212H186ZM211 214H212V212H210ZM210 213H209V215H210ZM49 214H51V213H49ZM66 214V213H65ZM91 214V213H87V214H85L84 215V217L85 216H89V215ZM127 214V213H126ZM192 214H193V212H192ZM215 214V213H214ZM42 215V214H41ZM57 215V214H56ZM109 215V214H108ZM207 215V214H206ZM229 215V214H228ZM51 216H53V215H51ZM64 216V215H63ZM71 216V215H70ZM77 216V215H76ZM110 216V215H109ZM128 216V215H127ZM214 217L216 216V214L215 215H213ZM212 216V217H213ZM247 216V215H246ZM66 217V216H65ZM65 217H63V218H65ZM75 217V216H74ZM84 217H83V219H84ZM86 217V218H87ZM92 218H94L93 216H91ZM90 217V218H91ZM190 217H192V215L190 216ZM196 217V216H195ZM212 217H211V219H212ZM41 218V217H40ZM59 217L57 216V218H53V219H58ZM72 218V217H71ZM77 218V217H76ZM139 218V217H138ZM230 219H231V217H229ZM241 218V217H240ZM35 219V218H34ZM89 221H91V219H89V217L87 218ZM87 219H85V220H87ZM155 219V218H154ZM215 219V218H214ZM218 219V218H217ZM216 219V220H217ZM7 221H8V219H6ZM31 220V219H30ZM41 220V219H40ZM60 220V219H59ZM95 220V219H94ZM114 220V219H113ZM137 220V219H136ZM215 220V221H216ZM234 220V219H233ZM32 222H33V220H31ZM71 221V220H70ZM83 221V220H82ZM89 221H87V223H86V225H84L83 224V226H86V229H87V231H85V232H87L90 236H91V232H88V231H92L93 230V227L91 226V223L89 222ZM158 221V220H157ZM196 221H198V220H196ZM5 222V221H4ZM9 222V221H8ZM17 224L19 223V222H17V221H15ZM66 223H67V221H65ZM118 222H119V219H118ZM195 222V221H194ZM31 223V222H30ZM40 223V222H39ZM55 223H57V222H55ZM93 224L95 223V222H92ZM98 224H99V222H97ZM101 223V222H100ZM159 223H161V222H159ZM213 223V222H212ZM218 224H219V222H217ZM6 224V223H5ZM35 224V223H34ZM34 224H32V225H34ZM76 224V223H75ZM92 224V225H93ZM119 224H120V222H119ZM217 224V225H218ZM228 224H229V222H228ZM235 224V223H234ZM40 225V224H39ZM96 225V224H95ZM94 225V226H95ZM100 225V224H99ZM211 225H213V224H211ZM220 225V224H219ZM231 225V224H230ZM3 226V225H2ZM41 226H43V224L41 225ZM121 226V225H120ZM123 226V225H122ZM125 226V225H124ZM200 226H201V224H200ZM226 226L228 227V225L226 224ZM233 226H235V225H232V227ZM238 226V225H237ZM15 227V226H14ZM45 227H46V225H45ZM50 227V226H49ZM71 228H72V226H70ZM98 227V226H97ZM104 227H106V226H104ZM202 227V226H201ZM201 227H199V228H201ZM227 227H226V229H227ZM231 227V226H230ZM231 227V228H232ZM21 228H23V226L21 227ZM28 228V227H27ZM27 228L25 229V227L23 228V229H25L24 231H25V233H27L26 232V230H27ZM31 228V227H30ZM29 228V229H30ZM47 228V227H46ZM70 228V229H71ZM76 228V227H75ZM128 228V227H127ZM126 227L124 228V229H127ZM142 228V227H141ZM218 228H220V230H221V228H223V227H218ZM224 228H225V226H224ZM236 228V227H235ZM235 228H233V229H235ZM8 229V228H7ZM13 229H17V227L16 228H13ZM37 229H38V227H37ZM39 229H40V227H39ZM53 229V228H52ZM55 229V228H54ZM69 229V228H68ZM98 229V228H97ZM103 229H105V228H103ZM114 229H115V227H114ZM123 229V230H124ZM129 229V228H128ZM237 229V228H236ZM18 230V229H17ZM72 231H73V229H71ZM95 230V229H94ZM101 231H102V228L100 229ZM106 230H107V228H106ZM109 230V229H108ZM140 230V229H139ZM199 230V229H198ZM10 231V230H9ZM12 231V230H11ZM19 231V230H18ZM40 231H41V229H40ZM43 231H45V230H43ZM74 231H76V230H74ZM127 231V230H126ZM131 231V230H130ZM135 231V230H134ZM202 231V230H201ZM211 231V230H210ZM234 231V230H233ZM232 231V232H233ZM238 231V230H237ZM16 232V231H15ZM69 232H71V231H69ZM93 232V231H92ZM104 231H102L101 232V234H103L104 235V237H105V235L107 236L108 234H104L103 233ZM106 232H108V231H106ZM110 232V231H109ZM114 232V231H113ZM117 231H115V233H116ZM128 232V231H127ZM137 232V231H136ZM200 232V231H199ZM203 232H206V230L204 231L203 230ZM202 232V233H203ZM228 232V231H227ZM230 232V231H229ZM239 232H240V229H239ZM10 233V232H9ZM13 233V232H12ZM12 233H10L11 235H12ZM19 233V232H18ZM18 233H16V234H18ZM73 233V232H72ZM87 233H86V235H87ZM114 233V234H115ZM131 233V232H130ZM129 232H128V234H130ZM133 233V232H132ZM219 233V232H218ZM13 234H15V233H13ZM20 234V233H19ZM18 234V235H19ZM74 234V233H73ZM93 234H94V232H93ZM97 234V233H96ZM110 234H111V232H110ZM114 234H112L111 235V237H113V235ZM134 234V233H133ZM201 234V233H200ZM236 234H238V233H236ZM22 235V234H21ZM24 235V234H23ZM89 235H87V236H89ZM99 235V234H98ZM120 234L118 233V236H119ZM132 235V234H131ZM136 235V234H135ZM135 235H134V237H135ZM137 235H138V232H137ZM216 235H217V233H216ZM241 235V234H240ZM28 236H29V234H28ZM76 236V235H75ZM89 236V237H90ZM102 236V235H101ZM100 236V237H101ZM109 236V235H108ZM114 236H116V234L114 235ZM205 236V235H204ZM209 236V235H208ZM221 235H219L218 237H220ZM15 237H17L18 238V236L17 235H15L14 236V239H13V241H14V243L16 242V238ZM21 237V236H20ZM31 237V236H30ZM29 237V239H33L32 237L30 238ZM93 236H91V238H92ZM99 237V236H98ZM104 237H102V241L104 240ZM110 237V238H111ZM120 237V236H119ZM125 237V236H124ZM131 237V236H130ZM133 236H132V238H134ZM137 237V236H136ZM207 237V236H206ZM9 238H11V236L9 237ZM69 238H71V237H69ZM87 238V237H86ZM91 238H90V240H91ZM109 238V237H108ZM107 238V239H108ZM138 238H139V236H138ZM19 239H21V238H19ZM24 239V237L22 238V240ZM27 241L29 240L28 238H27V236H26V238H25ZM24 239V241L26 242V240ZM35 239V238H34ZM33 239V240H34ZM73 239V238H72ZM89 239V238H88ZM100 239V238H99ZM106 239V238H105ZM113 238H111V240H112ZM116 239V238H115ZM126 239H128V238H126ZM126 239H123L124 241L126 240ZM159 239V238H158ZM187 239V238H186ZM206 241H208L207 240V238H204ZM219 239H221V237L219 238ZM2 240V239H1ZM9 240H11V239H9ZM36 240V239H35ZM35 240H34V247H35V244L37 245V244H40V243H44V245H45V243H51V242H48L47 240H45V242H40L39 240H38V242H40V243H37V241L35 242ZM87 240V239H86ZM89 240V241H90ZM133 240H135V239H133ZM6 241V240H5ZM12 241V242H13ZM19 241V240H18ZM18 241H17V243H18ZM30 241V240H29ZM29 241H28V243H29ZM44 241V240H43ZM88 241V240H87ZM91 241H93V240H91ZM96 241H97V239H96ZM102 241H100L99 240V242L100 243H102ZM123 241V242H124ZM130 241H131V239H130ZM205 241V242H206ZM222 240H220V242H221ZM7 242V241H6ZM11 242V241H10ZM11 242V243H12ZM24 242V243H25ZM32 241H30V243H31ZM104 242V241H103ZM105 242H106V240H105ZM105 242L103 243L104 245H111L110 244V240L108 241L109 242V244H108V242L105 244ZM113 241H111V243H112ZM122 242V241H121ZM136 242V241H135ZM137 242H138V240H137ZM136 242V243H137ZM164 242V241H163ZM11 243H9L10 244V246H9V248L10 247H13V245L11 244ZM13 243V244H14ZM17 243H15L14 245H16ZM20 243H22V248H21V250H23L25 247H26V252H28L27 250V248H28V246H26V244L27 243H25V247L23 248V246H24V243L23 242H21L20 241ZM53 243V242H52ZM58 243V242H57ZM66 243H67V241H66ZM98 244L97 242H94V243H92L93 245L94 244ZM115 243L117 244V241H115ZM128 243V240H127V242H125V244H127ZM131 243V245L133 244H135V243H133V242H130ZM223 243V242H222ZM8 244V243H7ZM75 244V243H74ZM91 244V243H90ZM92 244L90 245V246H92ZM118 244H120V242H118ZM122 244V243H121ZM120 244V245H121ZM124 244V245H125ZM160 244H162V243H160ZM249 244V243H248ZM251 244V243H250ZM18 245H19V243H18ZM29 245V244H28ZM41 245V244H40ZM43 245V244H42ZM43 245V246H44ZM47 245V244H46ZM53 245V244H52ZM56 245V244H55ZM69 245H71V244H69ZM69 245H68V249L70 248L69 247ZM86 245L88 246L89 244H87L86 243ZM99 245V244H98ZM107 245H106V247H107ZM114 245V244H113ZM0 246H2V245H0ZM20 246V245H19ZM19 246H17L16 248H18V250L17 251H21V250H19L20 249V247ZM30 246V245H29ZM32 246V245H31ZM30 246V247H31ZM47 246H49V245H47ZM46 246V247H47ZM57 246H59V245H57ZM64 246L66 247V244L65 245H63L61 248H60V246H59V251L57 250V252H56V254L58 255V252H60V249H62V248H64ZM73 246V245H72ZM100 246V245H99ZM165 246V245H164ZM204 246V245H203ZM208 246V245H207ZM206 246V247H207ZM212 246V245H211ZM210 246V247H211ZM220 247H221V245H219ZM30 247H29V249H30ZM39 246H37V250H39L40 248H38ZM40 247H42V246H40ZM44 248V247H42V249L44 248L45 249V251H46V249L48 248ZM51 247V246H50ZM48 248L49 250L51 249V248ZM77 247V246H76ZM116 247V246H115ZM121 247H123V246H121ZM136 247V246H135ZM151 247V246H150ZM162 247V246H161ZM205 247V246H204ZM209 247V246H208ZM216 247V246H215ZM67 248V247H66ZM65 248V249H66ZM87 248H90L91 249V247H87ZM93 249L95 248V247H92ZM99 248H101V246L99 247ZM108 248H112V246L111 247H109L108 246ZM120 247H117L116 249H114V248H112L114 251L115 250H118ZM129 248V247H128ZM170 248V247H169ZM212 248H214V246H212ZM212 248H211V250H212ZM218 248V247H217ZM14 249V248H13ZM33 248H31L30 250H32ZM47 249V250H48ZM57 248H55V247H53V249L52 250H56ZM64 249V250H65ZM72 249V248H71ZM70 249V250H71ZM96 249V248H95ZM127 249V248H126ZM208 250H209V248H207ZM222 249V248H221ZM0 250H2V249H0ZM10 250H12V249H9L8 251H10ZM33 250H35V249H33ZM48 250V251H49ZM63 250V249H62ZM63 250V251H64ZM89 250V249H88ZM131 250V249H130ZM129 250V251H130ZM169 250V249H168ZM16 251V250H15ZM65 251H67V250H65ZM64 251V252H65ZM78 251V250H77ZM89 251H91V250H89ZM105 251V250H104ZM108 251H110V250H108ZM112 251V250H111ZM110 251V252H111ZM134 251V250H133ZM139 251V250H138ZM166 251V250H165ZM165 251H163V253H165ZM170 251V250H169ZM213 252L214 251H216L215 249L214 250H212ZM12 252H14V251H12ZM22 252L23 251H21V254H19V253H15L16 254V256L14 255V253L13 254H11L10 253V255H13L12 257H11V259L15 256V258L17 257V254L19 255V261L22 259H25L26 257H28V256H30L31 255V253H29V252H31V251H29L28 252V254L27 253H23L22 254ZM25 252V251H24ZM33 252V251H32ZM41 252V251H40ZM50 252V251H49ZM52 252H54V251H52ZM75 252H76V250H75ZM95 252V251H94ZM93 252V253H94ZM113 252V251H112ZM116 252V251H115ZM118 252V251H117ZM123 252V251H122ZM124 252H126V251H124ZM123 252V253H124ZM128 252V251H127ZM126 252V253H127ZM135 252H137V250L135 251ZM134 252V253H135ZM162 252V251H161ZM176 252V251H175ZM184 252V251H183ZM209 252V251H208ZM217 252V251H216ZM218 252H219V250H218ZM1 253V252H0ZM34 254L36 253V252H33ZM33 253H32V255H33ZM43 253V250H42V252H41V254ZM46 253H47V251L45 252V254L44 255H46ZM67 253V252H66ZM69 253H72V250H71V252L69 251ZM68 253V255H70L71 256V254H69ZM77 253H79L80 254V251L79 252H76V253H74V251H73V254L75 255V254H77ZM91 253V252H90ZM125 253V254H126ZM143 253V252H142ZM173 253V254H172ZM178 253V252H177ZM177 253H174V252H172L171 251V253L170 252H167V257H169L170 258V260H172L173 262H175V264H184L183 263V261L182 260H184V259H182V257H180L181 256V254H183L182 252H181V254L179 253V255H174V254H177ZM210 253V252H209ZM215 253V252H214ZM221 253H224V252H221ZM25 254H27L28 256H25ZM30 254V255H29ZM40 254V253H39ZM40 254V255H41ZM48 254V253H47ZM51 254V256L53 255V257H50L51 259L53 258V260H55L54 259V254L53 253H50ZM50 254H49V256H50ZM55 254V255H56ZM60 254V253H59ZM100 254V253H99ZM118 254V253H117ZM122 254V253H121ZM121 254H119V255H121ZM137 254V253H136ZM219 254V253H218ZM20 255H24L25 257L24 258H22L23 256H20ZM44 255H42V256H44ZM63 255H65V254H61V255H59V257L57 256V258H60V257H65L66 258V256H63ZM81 255V254H80ZM93 255V254H92ZM94 255H98V254H94ZM93 255V256H94ZM108 255H109V253H108ZM124 255V254H123ZM139 255V254H138ZM142 255V254H141ZM145 255V254H144ZM185 255V254H184ZM186 255H187V253H186ZM190 255V254H189ZM195 256L193 253L191 254V256ZM224 255V254H223ZM226 255H228V254H226ZM47 256V255H46ZM77 256V255H76ZM112 256V255H111ZM118 256V255H117ZM128 256V255H127ZM131 256H133V254L131 255ZM131 256H129V257H131ZM136 257H137V255H135ZM149 256V255H148ZM158 256V255H157ZM192 256V257H193ZM229 256V255H228ZM20 257H21V259H20ZM32 257H34V256H32ZM31 256H30V259L32 258ZM38 257H41V256H39L38 255ZM81 257V256H80ZM114 257H115V255H114ZM119 257V256H118ZM120 257H123V256H120ZM150 257V256H149ZM161 257L163 258V259H165V257H163V256H160V259L159 260H162L161 259ZM191 257V258H192ZM196 257H197V255H196ZM195 257V258H196ZM225 257V256H224ZM17 258L16 259H14V260H17ZM34 258H37L36 257V255H35V257ZM33 258V259H34ZM42 258V259H41ZM40 258V260L39 261H41V260H43V257H41ZM46 258V257H45ZM49 258V259H50ZM56 258V257H55ZM56 258V259H57ZM67 258H68V262H66L65 263V261L63 260V258H62V260H63V262L65 263V264H68L69 262H70V259L72 260L73 259V261H74V257H69V256H67ZM70 258V259H69ZM125 258V257H124ZM133 258H134V256H133ZM142 258H143V256H142ZM190 258V257H189ZM1 259V258H0ZM27 259V258H26ZM28 259H29V257H28ZM27 260L29 263H31V264H34L35 262L33 261V259H32V261L34 262H32L31 260ZM48 259V260H49ZM92 259H94V258H92ZM130 259V258H129ZM138 259V258H137ZM141 259V258H140ZM140 259H138V260H140ZM144 259V258H143ZM143 259H141V260H143ZM146 259H150V258H148V257H146ZM167 259V258H166ZM166 259H165V261H166ZM231 259V258H230ZM36 260V259H35ZM45 260V259H44ZM44 260H43V262H44ZM58 260V259H57ZM85 260V259H84ZM87 260V259H86ZM98 260V259H97ZM119 260V259H118ZM125 260V259H124ZM131 261H133L132 259H130ZM128 261V262H131V261ZM135 260H136V258H135ZM223 260H225V259H223ZM18 261V262H19ZM38 261V260H37ZM46 261V260H45ZM52 261V260H51ZM51 261H49V262H51ZM60 261V260H59ZM77 261H79L80 262V260L78 259V260H75L73 263H75V262H77ZM82 261V260H81ZM92 261V260H91ZM122 261V260H121ZM126 261V260H125ZM146 261H148V260H146ZM152 261V260H151ZM167 261H168V259H167ZM185 261H186V259H185ZM21 262V261H20ZM42 262V261H41ZM47 262V261H46ZM49 262H47L48 264H49ZM54 262V261H53ZM55 262H58V261H56L55 260ZM62 262V261H61ZM61 262H58L59 264L61 263ZM97 262H99V261H97ZM96 262V263H97ZM119 262V261H118ZM123 262V261H122ZM121 262V263H122ZM127 262V261H126ZM126 262H124V263H126ZM127 262V263H128ZM135 262H137V261H134V263ZM149 262L150 261H148V264H149ZM153 262V261H152ZM156 262V261H155ZM155 262H153L152 264H154ZM161 261H159V263H160ZM170 262V261H169ZM197 262H199V261H197ZM16 263H17V261H16ZM39 263V262H38ZM45 263V262H44ZM43 263V264H44ZM71 264H73L72 262H70ZM69 263V264H70ZM82 263H84V261L82 262ZM90 263V262H89ZM94 263V262H93ZM95 263V264H96ZM143 263V262H142ZM145 263V262H144ZM143 263V264H144ZM147 263V262H146ZM145 263V264H146ZM163 263V262H162ZM189 263H190V261H189ZM18 264H20V263H18ZM22 264H27V263H25V261H24V263H22ZM36 264H37V262H36ZM40 264V263H39ZM55 264H57V263H55ZM75 264H77V263H75ZM85 264H86V262H85ZM123 264V263H122ZM139 264H141V262H139ZM161 264V263H160ZM201 264V263H200Z\"/></svg>",
    "mask_w": 264,
    "mask_h": 264
}]
</instances>
